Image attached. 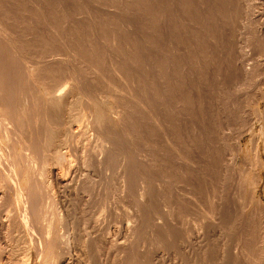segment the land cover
I'll list each match as a JSON object with an SVG mask.
<instances>
[{
  "label": "rangeland",
  "instance_id": "374dc122",
  "mask_svg": "<svg viewBox=\"0 0 264 264\" xmlns=\"http://www.w3.org/2000/svg\"><path fill=\"white\" fill-rule=\"evenodd\" d=\"M174 1L172 0V3H171V0H168L166 2H170V5L171 6L168 5L169 3H167L168 8H170V10H169L170 14L173 15L174 13H176V16L178 15L177 18H175V16H174V18H173V16H170V14H168V10H166L167 9L166 4L161 5V3H159V0H0V23H1L0 26L2 27V29L4 28L3 31L0 28V31H2V32H0V43H2V44H0L1 45L0 46L1 47L0 48V53H1V49H4V50H2L3 53H1V55H3V56L5 55L3 58L0 56L2 58V59L0 58V60H2V63H3V60L4 59H6V60H4V62H8L9 63V61H10V63H9L10 64V66H9L10 67V70H12L14 72H15L16 69L15 70H13V69L17 67V70H16L17 73L16 72L15 73L13 72V76H14V74L16 76V78H15L16 80H15L13 78V76L11 75L12 72L10 70L8 71V69H6V68H9L8 67V63H7V66H6V63L1 64V61H0L1 66H3V68H4V65H5V69H6V70H4L3 68H0L1 71H2V72H0V75H1V73H4L5 71H7L8 74L5 72L6 77H7V75L8 76L10 75V77L12 76L11 79L12 80L14 79L13 81H15L14 83H9V81H7L9 79H7V78H10V77H7V78L5 77V78H3L4 80H2V78L0 76V78L2 80V81L0 80V85L2 86L3 84L6 83L5 86L6 85H11V87H18L19 88V91H21V92H19L18 91V88H16V92H15V88L13 89V88H11L9 86L10 89L12 90V91L10 90V92H11L10 93L9 90H7L9 88L7 86L4 89H1L0 88L1 89L0 90V96L1 97H3V96L6 97L5 102H7L6 103L7 106L5 107L6 111L4 109V111H5L4 113L7 114V115H12L11 113L13 112V110H14L13 115H14V113H17V112L19 113V111L22 112L21 113L22 115H23L24 112L27 113L28 112V109H29L28 108V104L29 103H31L32 105L34 104L33 106H35V103H37L39 105L38 106L36 104L37 106L34 107V109H31V108H33V106L29 104L30 106H32V107H30V110H29L30 112L27 113V114L24 113V115H26V116L24 117V115H23V117L21 119V121L22 122L24 121V123H25V125H24L25 130L27 129L26 130L27 133H25V135H24L25 138L27 140L32 141L33 144L34 143L36 144L38 139H39V142H41V144L38 142L39 144L37 143L36 145L35 144L33 145L30 141H28V147L30 149L33 148V150H34V147L35 146L37 147L38 145H40V147L41 146L43 147V145H44V147H45L46 146L45 143L42 144L43 140H45V138H46V140L44 142H46V141L48 142V140H49V136L50 135L48 137H46L47 135H46V133H44V130H45V132L47 131L46 130L47 129V125L45 124V122L48 121V120H47V117L46 116L49 114L48 119L50 117H52V116H55V115L57 116V114L61 110V109H59V108H61L60 107V105H61L60 103H59V105L56 104V105L53 106V104H50L48 106V103L49 102L47 101L46 98H44L45 95L43 93V89L45 87H48L51 83H52L51 86L55 85V82H60L59 85H62L63 84V81L61 83V80L60 79L62 77H64L67 73L73 72V73H70V76L72 77V79L74 78L73 79L74 81L72 80L73 82H71L70 84H71V86H73L74 88H76V90L75 89L74 90L77 91L76 93H77L78 96H79V94L80 95H86V94L88 95L89 92H91V91L93 92V94H92V92L90 93V95L92 94L93 97H91L90 95H89L90 97H88V98H92L90 100L91 102L93 101L91 103L92 105L90 104V101L88 100L90 106L87 107V108H89V107L91 108L92 113L96 114L98 109H99V111L101 110V112H103L102 110L106 109L105 112L103 113V116L105 118V113H106V117L107 116L110 117L109 109L112 108V107H115V105L117 106L116 103H118V105H119V102H120V105L117 106V107H120V106H122L121 104L123 102V107H120V108H122V109L124 108L123 109L124 110L123 112H125V110H128V111H126L127 114L125 112V115L123 113V119H121L122 121L121 120L118 121V120H114V119L111 120V117L110 118L107 117L108 120H111V121H107L106 120L107 118L104 119L102 117L104 119V123L102 122L103 120H101L102 123H99V124L98 123H95L94 124V126L97 127L96 128V131L97 130L102 131L104 129L103 127L105 126V129L109 130L110 133H112V132H113V134L115 133L114 135L113 134L110 135V133L107 134V132H109V131L103 130L102 131L103 133L105 131H107L106 132V135H104L105 133L103 134L100 131H97V132H100V134L102 135L103 138H104V136L105 137L107 136L108 139H109V137L111 139V140L109 139V141H111V144L109 146L110 149L108 148L109 149V153H110L109 155L111 157L110 165H114V163L117 162V160H120L121 157H125V156L129 155L130 153H132V151H133V153H132L133 155L131 154L132 156H134V153H135V155L136 154H139V152L140 153H143L145 151V147H146V149H149L148 150L149 152L152 151L151 152L152 154H154L156 152V155L154 154L155 155L154 156L155 158H153V156H152V158L150 157V160L151 161H152V159H153V161H155V160L157 161V162H153L152 161L155 164L150 163L151 161H147L150 164L147 163L148 165L147 164L146 165L143 164L144 166L143 165L140 166L142 162H140L137 159V157L134 156L133 158L136 159L135 160V163L138 164V161H139V164H140V165L138 164V166H137V164H135L136 165V168L135 169H133L134 166H135V165L133 166L134 159H132V157L130 155H129V158H127V160H125L126 158L125 159L124 158H121V159H124L126 161V163L124 162L125 163L124 164L125 167L123 169L124 170V175H126V177L129 176V174H131V172H133L134 170H135L134 172H136V170H138V173L137 174L140 173V175H142L143 172H144V174L147 172L149 174V176H148V174L146 173V175L148 176V179L151 178L150 180L152 181V182L150 181L151 184H152V187H150L151 190L149 192H152L154 196L152 195V193H150L153 196V197H151V195H150L149 198H152L151 200L150 199L149 200H146L147 199L146 198L145 199L146 200L145 202L143 201L142 203H140L142 205H140V204L137 203V205H139V206H137L138 207V212L140 211L139 212L140 214L139 213H137V214L139 215V217H142L141 219H143L146 216V214H147L145 212L146 211V207L149 206V205H147V201H148V204L149 203L152 204V207H154L156 210H159V213H161V211L163 210L162 208H163V204L164 203H170L172 206L170 205L171 207L169 209H167L169 211L168 212V219H170L168 221V223L169 222H172V225L174 227H176V230H175V228L173 230H175V232L177 231V233H178V231L179 232H181V231L182 232H185V234H186V232H189V235L192 233L191 234L192 235L191 236L192 237L191 239H190V237H186L185 236L186 238L184 237V238H182V240H180V239H179V241L177 240L174 243V245L169 246V247L167 246L166 249H164V250H159L158 252H159L160 257H161V261H159V263L160 264H213L214 263L213 262V252H214L213 251V248L214 247L212 245L213 244V241H212V239H213L212 238L213 237V231H211L212 230V224H211L210 220H208V218L206 217V214L208 212H210V209H211V207H210L211 206L210 199L212 197V192L214 191V189L216 188V185H217L216 184L217 183V181H216L217 178L214 179L213 177L218 176L214 172L215 171L214 167L217 169L218 166H214V165H215V162L217 160L220 162L219 159L221 157H219L220 156L219 154H222L221 152L224 151V150L223 151L222 150L220 151L219 148L221 147V145H223L221 147V149H225V152H226V150L228 151V153H231V154H233L235 152V151H231L230 150V145L227 144L230 140L233 141V138L230 137L229 138L230 140L227 141V138L223 136L224 138H226L225 139L226 141H224V140L222 141V139H224V138H222V136H220L221 134H220V130H219V127H218L219 124H221V123L222 124H226V122L228 121V117H229L230 119L231 118L233 119V120L231 119V125H230L229 128H232V125H233L234 129L237 127L236 128L237 131L239 129H240V131H243L245 129H247V130L250 129L251 126H253V128H252V134L254 135L253 136L254 137L253 139H249L250 138L249 135H245L244 138H243V140H242V145L244 146V149H243L244 151L239 152V153L236 152L238 157L235 155V153L233 154L234 156H236L235 157L236 160H235V163H233L231 166H233L234 170L236 169L235 172L238 171V169H239V171L235 173L236 175L234 174V170L232 172V168H231V170H230V168L228 169L231 172L230 171L229 172L224 171V174H226L225 176L223 174V170H220L221 171V174L223 176L221 174H219V176L221 175L222 176V179L225 178V177L227 178V176L229 177L230 174L231 175L233 174L235 176V178H236V176L238 177V178L235 179L233 177V175H232L233 179H235V180L238 179L239 180L238 181V184H237V181L235 183L234 180H231L232 179L231 177H229V179H227V180H230L229 182L227 181V183H226V179L225 180L223 179L222 182L223 181L225 182L224 187H227V186L229 187V184L228 183H230V187L233 186V187H235L234 189H237L239 183H240L239 186L242 185L241 184L242 182L244 184V180H242V182H240V181L242 179V175L247 173V171H248L247 169L250 168L251 170H249L248 172L251 173V171L254 169V168L252 169V167H255V165H256L257 167L260 168L261 165L264 163V145H263L264 143L262 142V141H264V127H262V126H264V121H263V118H264L263 114L264 113L262 114V112H264L263 111V107H264V0H197L196 3H193L191 0H188V1H190V2H188L189 4L192 3V4H190L191 6L192 5L194 6V4H195L194 7L193 6L191 7V8H193V11L196 8V10H195L196 11L195 12L196 14L192 13L193 11H191V17L193 19L196 18V17H194V15L195 16L198 15L201 18L203 17V15H205L209 19V15H206V14L207 13L208 14H211L213 12V16L211 14V16H212L213 19L211 18V16H210L211 20L210 19L208 20L205 17V19H203V20H206V22L205 21L202 22L201 18L197 16L198 18H200V21L197 18L198 19L197 20V23H196V20H194V22H192L191 17H190L191 21H189V18L188 19H187V17L185 18V16H186V15H184L185 13H187L188 16L190 15L188 13L190 12L189 9H191V8L190 7L189 8H186L189 4L186 5V7H184V6H182L181 3H180L181 6H180V4L177 5L179 3V2L177 3V0H176V3L177 4L174 5L175 4ZM154 2L158 6V7L156 6L158 9L160 8L159 5L161 6V8L164 7V6H166L165 7L166 8L165 9L166 12H165L164 15H167L168 14L167 17L161 16V15H160L161 16L160 17V16H158L159 14L157 15L158 21H156V23H157L158 26L156 25L157 26L156 27V31H153V30H155V29H153V27H154V24H153L154 23L153 22L154 18H151L152 17L151 16L152 15L151 8L154 9V7H155V6H153ZM157 3H159V5ZM162 3H163V1H162ZM196 4H197V7H196ZM177 6L178 7L179 6L181 7V9L183 10V13L180 12L181 13L180 14L179 11L177 12V10L182 11L180 9V7L178 8ZM210 6L213 7L214 9H215V6H216L218 10L216 9V11H214V9L213 8L211 9ZM175 7H177V10H176ZM197 8L199 10H197ZM204 8H205V10H204ZM163 9H160V10H162L163 13H164V10ZM173 9H175L176 11L175 12H173V11L171 12V10H173ZM206 9L207 10H210L211 9L209 11L211 13H209V12H206L205 13V11H207ZM197 11H198V13H197ZM223 12L224 13H227L228 16H224L225 14ZM163 13L160 12V14H162V15H163ZM179 16H181V17H179ZM225 17H228V20H227V18L225 19ZM244 17H245L246 20H244ZM166 18H167L166 23H164ZM168 19L169 20L171 19V22ZM226 20H227V22H225ZM231 20H232L231 23L233 24L234 21H235V23H234L235 25L234 26L237 25L236 27H238L241 30L239 32H240V35L243 37L242 40L245 41V38L246 37H244V36H247V39H246V42L245 43L248 44V45H245L244 44V41L241 40L242 37L239 35L238 32H237L238 34L236 32H234L238 28L236 29V27L234 28V26H230L231 25L230 24V21ZM242 20H244V21H242ZM198 21L200 22V24H202V26L205 23H207V22L210 21L209 22V25L207 27L203 26L204 27L203 28L204 31H207V33H208V30L210 28H212L211 26H213V29L214 28H216V29L220 28V30H221L223 28L224 31H225V33L228 34L227 37H229V35L231 36V33L232 34L235 33L236 35H235V37L232 35L233 38H232V36L229 37L231 40L228 39L226 37V35H225V37H222V42H224V40H225V42H224L225 44L224 43L222 44V42H220L218 40L221 39V37H220L219 34H222V32H223V34H225L224 31H223V29H222V32L218 29V31L221 32V33L219 32V34H218L219 35L218 36L219 39H218V37H216L218 32L216 33L215 30L211 29V32H209V33H212V34H213V32H214V34L216 33L215 36H214V34L211 35L212 38L215 37L214 40H212V38L210 37V34L209 33L206 34V32H204L202 30V26L199 24ZM228 21H229V23H228ZM167 22L170 23V26L171 27H172V22H173V27L174 28L173 27L172 28H168L170 26H168ZM242 22L243 23L245 22L246 25L243 24ZM174 23L178 24L177 29H178V27H179V29L177 30V32L179 31L178 32L179 34L175 31L176 30V27H175L176 25ZM224 23L225 24H228V25H225ZM164 24H165V26H164ZM166 24H167V28H166ZM242 24H243V26H245V28H243V26L241 27ZM151 25H152V27H151ZM222 25L225 26V28L222 27ZM228 26L233 27V28H230ZM182 27L184 28V30H183ZM208 27H210V28L208 29ZM180 28H182L181 31H180ZM193 28H195V29H193ZM205 28L208 29V30H206ZM226 28H229V31ZM7 29H8V32H6L7 33L6 34L4 31H6ZM172 29H175V30H172ZM231 29L234 30V31L232 30L234 33L233 32H230ZM196 31L199 32L197 35L195 34ZM242 32H245L246 35L242 34ZM152 33L155 35V38H158V42L155 41L156 43H158V44L155 43V49H156V46L157 45H158L157 48H159V49H156L155 50V49H153L154 47H152L154 45L153 43H154V39H155V38H151V37H154V35ZM203 33H205L206 35H209L210 38L208 36L204 35ZM223 34H222V36H224ZM180 35H181V38H180ZM195 35H196V38L194 37ZM198 35H201V36H199L197 38ZM237 35L240 37V38H238V41L239 42L237 41V37H238ZM203 36L204 37L206 36V38L210 39L211 41L210 40L208 42L206 41L207 43L205 44L204 43L205 41H202V39H204ZM201 37H202V39H200ZM206 38L204 40H208ZM223 38H225V39H223ZM226 38L228 40H226ZM2 40L5 41L4 44L8 40L7 41L8 44L3 45ZM229 40H230V42L228 43ZM240 40L243 43H241ZM9 41L11 43L13 41L12 45H15L16 50H15L14 46H12V47L10 46L11 43ZM14 41H15V44H14ZM198 41L199 42L201 41L203 43H199L198 44ZM212 41H215V44L218 42L219 45L221 44L220 46H222V45L225 46L227 43H228L227 45H229L231 43V41L234 44L233 45L232 44L229 45L230 46V49H228L229 46H228V48H226L227 46H225V49H227L226 51L224 49V51L226 52L225 53V52H223V48H224L223 46H222V49H221V47H219V45H217L218 43L216 45H214L213 44L214 42L212 43ZM21 42H25L23 44L26 45V46H24L22 44H21L22 47L21 46H18ZM26 42L29 43V44H31V43H33V44H31V46H30L29 44H26ZM150 42H151V45L153 44L152 46L150 45ZM237 42H238L239 45H237ZM240 43L242 44V47L240 46ZM204 44L207 45V47L208 46L209 47L212 46L211 48L213 50H215V52L218 51V49H217L218 47L221 49V50L219 49V51H218L219 53L216 52V55H218V59H220V58L225 59V57H223V56H225L224 53L227 54V56H228V55H231L230 53L234 51V54H232V55L233 56L235 55L236 57L238 55H240L241 53H243V59L245 58V60H246L247 57H248V59L252 60L251 63L248 62V60H246V61L244 60L245 62H247V64L250 63L249 64V67L252 66V68H253V64L252 63H254V62L257 63V64H259L258 66H254V67H256V68H254L256 70H253V73L255 74L254 75L255 77L253 76L252 78H249L247 80L245 79V81H242L241 83H239V88H238V83L237 82H239L240 80H244V79L241 78V77H239L237 75L238 74L237 71H236V73H234L235 72L234 71L235 70L234 68H236V67H233V65H232L233 68L229 67L230 65L228 66V68L229 69H232L231 71L236 76L233 75V73H232L231 74L233 76L232 77V76H230V74L227 73L229 75V77H227V75H226V72H227L226 69H228V68L226 67V69H225V67H222L223 65H220L219 63H217L218 61L221 62L222 59L217 61V56H215V52L212 51L211 48H209V47L208 48L207 47H204L205 49L206 48L208 49V50L206 49L207 51L205 53V51H204L205 49L203 48L204 49L203 50L202 48L199 47V45L200 46L202 45L201 47L205 46ZM243 44L245 46H248V48L245 47V46H243ZM7 45H9V46H7ZM27 45L30 46V47H32L34 51L32 50V48H30L31 50L30 49L27 50L29 48ZM3 46H5L6 48L7 47L8 48L10 47V50H12V52H16V53L17 52H20V54L17 53L19 56L16 53H14L15 54V57H14V54L12 55L13 57H10L11 56V53H10L11 51H9L8 48L6 50V48L5 47L3 48ZM197 46H198V48L202 49L205 54H208V55H203L204 53L200 49L198 50ZM234 46L236 47V50H234L235 49ZM239 46L241 47V50H238V49H240ZM19 47H21V48H19ZM23 47L24 48L26 47L25 48L26 50H24ZM36 47L37 48L38 47L43 48V50L44 49L48 50V51H46V53L48 55L46 53H43L42 52L43 51L42 49H40V48L37 49ZM214 47H215V49H214ZM231 47H234V49L233 48L231 49ZM34 48H36L37 51L38 50H40V51L39 52H36V49H34ZM47 48H49V49H47ZM53 48L56 50V52H57V50H58L59 53L64 52L63 54H67V52L69 51L68 54L71 55V56H73V57L68 58V57H70L69 55L68 56L67 55L64 56L63 54H60V55H63L61 57L59 55V53L54 52L55 50L51 52V50ZM244 48H246V49H244ZM242 49H243V51H242ZM20 50H22V51H20ZM70 50H73L74 52L73 51H70ZM196 50H198L199 52L201 51L200 52L201 54L198 55V56H196L197 54H199V53H197L198 51H196ZM230 50H232V51H230ZM246 50H247V52H246ZM4 51L5 52L8 51V54H7V52L5 53ZM23 51H24V53H21ZM31 51H33L32 52L33 53V55H32L33 58H31L32 57L31 56ZM155 51L156 52L159 51V52H157L158 53V55H157L158 58L155 57L156 59H154V56H156V52ZM208 51H209V53H207ZM220 51H222V53H220ZM40 52H42V53H40ZM53 52H54V54H53L54 55V58L51 59L49 57V54H51ZM75 52H76V54L79 55V58H77L78 56L75 55ZM115 52H117L116 55H115ZM151 52H153V55L154 56L151 54ZM210 52H214L213 53L214 55L211 54ZM238 52H239V54H238ZM25 53L28 54L29 57ZM244 53H245V56H244ZM23 54H25L26 56H24ZM45 54H46V56H44ZM57 54H58V56H57ZM209 54L211 56L213 55L215 57V58L213 57L214 60H213V58L211 56L208 57ZM221 54H223V55L220 56ZM80 55H81V57H80ZM202 55L206 57L205 59L208 60V62L206 60H204V58H200ZM232 55H231V57L236 60V58L233 57ZM40 56L41 57L43 56V59H41ZM149 56H152L153 58L150 57V59L151 58L152 59L151 60H148L149 59ZM240 56L242 57V54ZM240 56H239V58H240ZM5 57H9V58L7 59ZM16 57H18V59ZM37 57H39L40 59L37 58ZM44 57L46 58V60H45ZM47 57H48V60L49 61L47 60ZM60 57H61V61H59L60 60ZM82 57H83L84 60L82 59ZM197 57H199L200 59H203V60H201V63L204 61L206 63H209V65L208 64L205 65L204 63L200 64L199 60H197ZM10 58H12V59L9 60ZM30 58L32 60H30ZM34 58L39 59L41 62L39 60H37V59H34ZM57 58H58V60H56ZM66 58H68L69 61H67L68 59H66ZM73 58H77V59L74 60ZM13 59L15 61L16 60H19L20 62H21L22 59L23 60L28 59V61L29 60L30 61L28 62L26 60V62H27L26 64L27 65L25 64V67H24L23 63H20L19 61H17V62L14 61L13 62ZM62 59H64L67 62H65L64 60L62 61ZM158 59H160L162 61V64L161 63H158V62H160V61H158ZM7 60H9V61H7ZM79 60H80V62L82 60L84 61V66L86 64V66H85L86 68L85 69L87 70V72L89 74L92 73V72H94L93 69H94V67L97 64L98 70H97L96 67H95L96 68L95 70H97L99 72V74L102 75L103 77L102 76H100V77L97 76L98 75L97 72H96V75L95 76H93L94 75L93 73H92L93 75H91V76L87 72L85 73L86 70L83 68L84 66H82L83 65V61H82V64H81V63H79ZM154 60H156L158 62H156ZM209 60L210 61H213V62H209ZM11 61L13 63H11ZM31 61H33V62H31ZM46 61L48 62V65H47V63H45ZM51 61H55V62L54 63L53 62L50 63ZM73 61H74V63H73ZM75 61H77V62H75ZM148 61H150L149 63H151L152 61H153V63H158L157 65L159 67H157V65L156 64H153V63H151V65H149L148 64ZM215 61H217V62H215ZM30 62L31 63H35V65L34 64H31ZM197 62H199V65H198ZM14 63L15 64L18 63V64H16L17 65L16 67H15ZM75 63H76V65L79 64L80 71L78 69V66L75 65ZM93 63H95V64H93ZM255 63H254V65H255ZM11 64H12L13 67L11 66ZM20 64H22L23 66H18ZM37 64L38 65L40 64V65L43 66V67L41 66L42 68L39 69V70H41L40 71L41 78H37L36 77V76L40 77L39 74L38 75H35L36 73L35 74L33 73L32 75L35 76V77H33L30 74L31 71L32 72L33 71L36 72L38 70V68L40 66L37 67L38 66ZM89 64L90 65L92 64V65L89 66ZM196 64L198 65V68H197ZM210 64L212 66H210ZM215 64H217L216 65L217 67H218V64H219L221 66V68L222 69L224 68L225 70L224 69L221 70L220 67H219V69H216L217 72L214 71L215 70V68H214V65ZM28 65H32V66H28ZM154 65H156V66H154ZM200 65H203L204 67H206V70L207 71L204 70L205 69L204 67H203V69H201L202 67L199 68ZM35 66L37 67V69L35 68ZM88 66H89L90 69L92 67V70L93 71L90 70L89 68H87ZM114 66H115L116 72H117V69H118V72L120 73V74H116V72L114 71V75L115 76L117 75L119 77L122 76V78H118L116 76L118 78V79H116V77L113 76V74H112L113 72L112 71L114 69ZM149 66H151V70H152V67H153L154 71H155V68H156V70H161V71H158V72H161V73H157V74H158L159 78L161 77V74L163 75L162 77L165 78V79L164 78L163 79L162 78H160V79L158 78L157 79L156 77H158V76L155 75L156 73L154 74L155 75V78L157 80H159L158 81V84H160L156 88L153 86L154 83H155L154 81L156 79L152 76V78H154L155 80L154 79H153L154 81L151 80L150 77H151V75H153V73L150 74V72H153V70L150 71ZM207 66H209L210 68L212 67L214 69L212 71H214L215 74H213L211 70H210V72L212 73V75L214 76V78H215V76L217 77L215 81H211L213 77H212V75H211L210 72H209L210 74L208 73L209 75L206 73V72L209 71L208 69H210ZM23 68H26V69H23ZM34 68L36 70H34ZM158 68H160V69H158ZM195 68L196 69H199V70L196 71ZM21 69H23V71H24V72L22 71L23 74L21 72ZM229 69H228V71H230ZM25 70H26V72H27V70H29L30 73H28V72L26 73ZM81 70H84L85 77L83 75L84 74L83 71H81ZM200 70H202V72L203 71H206L204 73H206L207 75H205V74H203L204 76L201 75L202 73L200 72ZM218 70H220V74L221 73L223 74L226 71L223 74V77H222V74L220 75L218 73L219 72ZM18 71H19V73L21 72L20 75L22 74L21 75L22 77L19 76ZM221 71H223V72H221ZM155 72H157V71H155ZM199 72L201 74H199ZM148 73H149V75H148ZM16 74H18V76ZM25 74L28 75V78H27V76L25 77ZM29 74H30V76H29ZM43 74L45 76H43ZM87 74L89 75V77H91L90 79L88 78V75ZM196 74L199 75L198 76L199 80H198ZM218 74L221 76V79H223L225 81V83H224V81H223V83L222 82H219L220 79L218 77L219 76ZM2 75H3V77L5 76L4 74H2ZM47 75L50 77L48 79L51 81V83H50L49 80L46 79L48 77ZM68 75L69 74H67V76L64 77V78L65 79L68 78ZM73 75H74V77H73ZM135 75H137V76H135ZM142 75H144L145 78L147 76H150L148 78H149L150 81H153V82L150 83V81L147 80V78H146V80L150 83V86L151 87L149 86V84L147 85L145 83L146 80L143 78ZM23 76H24V79H23ZM75 76H76V80H75ZM138 76L139 77L141 76L140 78L141 79L143 78L142 82L144 80H145V82L142 83L138 79L139 78ZM205 76H207V78ZM224 76H226V77H224ZM234 76L236 77L237 80L234 78ZM44 77H46L45 78V81L47 80V82L44 81ZM98 77L100 79H98ZM124 77L127 78V79L125 78V82H127V84L126 83L123 84V82H124L123 80L121 81V83H122L123 86H125L124 88H127L128 90L127 89H124L123 90L122 85L121 84H118V83H120V80L121 79H124ZM201 77L202 78L204 77L206 80L208 79V77H212L211 80H210V78L207 80V82H209V80L211 81V83H208L209 85L207 84L208 85L207 88L210 89V91H208V89L205 90L206 87H204V83H205V86H206V83L207 82H204V80L201 79ZM237 77H239L240 79H238ZM17 78H20V79H17ZM31 78H32V80H31ZM55 78L56 79L60 78V79H58V81H57ZM64 78H62V80H64ZM92 78H94L95 80H93ZM128 78H130V80H131L130 81V84L132 86V89L135 90V91L133 90V92H131L133 94V96H134V92L137 93L136 95H138V93L140 94V96H138V98H137L139 100V97H140V100L138 101L136 99V97H137L136 96V97H132L131 98L132 99V102L134 103V102H137L138 101L137 102L138 104H144V105H142V108H143L142 109V108H140L141 105L138 108L137 103H134V104H136V106L138 108V111H139L138 113H135V112H137L136 111L137 109L135 110L134 108L129 107V104H132L131 103V99H128L129 102H130L129 103L128 101L127 102L124 101V99H125L124 97H122V99H121V101L123 100L122 102L119 100L120 98H118L116 100L117 97H115V96L114 97L111 96V98H109L111 94L108 93V91L110 92V89H108L109 88L108 86L111 85L110 84V83H112L111 81H113L115 83H116V81H119L117 83L119 85V87L118 86L117 87L119 89H121L120 86L122 87V90H123L122 93L124 91L125 92L126 91H131V90H129L128 87H126V85L129 84L128 83V81H129ZM131 78L132 79L133 78L134 79L137 78V80L133 81ZM229 78H230V80H229ZM11 79H10V81H11ZM28 79H30V80H28ZM35 79L37 81L39 79V83H37ZM52 79H53V81H52ZM96 79H98V80H96ZM200 79L202 81H200ZM217 79H219V80H217ZM231 79H233V84L235 86L237 85L236 86L237 87L236 89H235V87H233L234 85L231 84L232 83ZM234 79H235V81H234ZM19 80H23L22 81L23 82L22 85H25L24 82H26V85H28V83H29L31 87L30 86L29 87L28 86H22V85L13 86V84H17V82ZM33 80H35V81H33ZM42 80L44 82H42ZM109 80H111V81H109ZM163 80H164V84H165V81H166L167 84L164 85L163 84ZM4 81H5V83H4ZM30 81H33L31 83H32V85H34L33 86L34 88L32 87ZM104 81H106L105 82L106 85L104 84ZM136 81H138V84H137ZM198 81H200V83L202 85L199 86V82ZM220 81H222V80H220ZM227 81L230 82L229 84H231L228 87H230V88L233 87L230 90V92H229V90H227V89H230V88H228L226 86V85H228V82ZM22 82L19 81L18 84H21ZM35 82H36V84H33ZM41 82H42V84H41ZM107 82H109L110 85L109 84L107 85ZM134 82H136V83H134ZM215 82H217V84ZM43 83H45V84H43ZM47 83H50V84L48 85ZM38 84L39 85L41 84V87ZM72 84H75L76 87L74 85H72ZM101 84H102V86L104 84L108 88H105L104 86L102 87ZM130 84H129V87H130ZM211 84H212V86H211ZM214 84H215V88H217L218 86H220L219 87L220 89L219 88L214 89L213 88V85ZM221 84H226V85L225 86L222 85L223 86L222 87ZM240 84H242V85H240ZM42 85H43V87H42ZM96 85L101 86L99 90H97V88H99V86L96 87ZM113 85H114V83H112V86ZM161 85H162V87L165 86V88L166 87L169 88V90L167 88L166 89L164 88L165 90H168L169 91V92L168 91H165V92H167L169 94V96L166 93L164 97H161L163 95V93H165L164 92V89L162 87H161L162 89L160 88ZM144 86H147V87H144ZM152 86H153V89H154L153 92H152V89H147V90H149V92L147 90H146V92L150 93V90H151L152 95H153L152 97H154V98H152L153 101H155L154 99H156V98L158 100H160V101L163 99L162 101H164L165 100L164 98L167 97L168 98V99L166 98V101L167 102L164 101L163 103H165V104H163L162 107H164V106L166 107L167 106L168 109L167 108H162L163 110L160 111L159 109H161L162 102H160L158 100L157 101H158L159 104L156 101L155 102L159 105V107H157L158 105L155 104V102H153L155 106L151 105L149 103L150 100L147 103L148 105L145 104L146 101H148V98H149L146 95H149V94L147 93L145 95V94H143V91L146 88H152ZM202 86L204 88L203 89V92H205V93L208 92V93H206V96H205L204 95L205 93H201L202 91L201 92L199 91L201 94H203V95H200V96L203 97L204 100L201 99V98H199L200 97L198 95L199 92L197 91V89H199V88H200L199 90H201L202 89ZM209 86H211L213 88V90L211 88H209ZM3 87H4V85H3ZM143 87H144V89H142ZM36 88L39 89V90L37 92H34V90H36ZM77 88L79 89V91L77 90ZM95 88H96V90H93ZM103 88H105V89H103ZM157 88H159V90ZM221 88H223V90L226 89L225 91L227 92V94L229 93V95L231 94V96H228L225 91H224L225 92L224 93L223 90H221ZM31 89H32V91H31ZM130 89H131V87H130ZM3 90H4V92H7L8 91V93H10L11 96H14L15 97V100L17 102H19V104H17L16 101L14 103V100H12L13 97L11 98V96H10V98H11V101H10L9 96H8L9 94L3 93V94H6V95H1V93H2ZM28 90H29V92H28ZM140 90L141 91L143 90L142 91V94L140 93L141 92ZM211 90H212V92H211ZM17 91L19 92L20 95H16V94H18ZM24 91H26L28 94L29 93L30 94L32 93L31 95L30 94L29 95L30 96H33V98H31L26 92H25V94H27V96H29V97L25 96V94H23ZM137 91H140V92H137ZM159 91H160V93L162 92L161 93L162 95H160ZM81 92H83V93L81 94ZM84 92L86 94H84ZM102 92H103V94H102ZM146 92L144 91V93H146ZM154 92L159 93V95H160L161 98L158 97L159 95L157 96V94H154ZM12 93L14 95H12ZM37 93H39V95ZM42 93H43V95H41ZM222 93L226 94V96L228 98L229 97L231 98L233 96L232 97L233 100L231 99V102H233V104L230 102L232 105H230V106L229 105L224 106V104L226 105V103L227 104L229 103V101H230L229 99L230 98L229 99H226L227 97L226 96L223 97L222 95H224V94H222ZM95 94L96 95L101 94L100 97H102V98H99V96L97 97ZM104 94L106 96L105 98H104V96H102ZM107 94H109V96H107ZM94 95H95L96 98L94 97ZM142 95H143V97H142ZM144 95L146 96V99H145L146 101L145 100H142L145 97ZM19 96H21L22 99ZM34 96H37V98H35ZM38 96H39V98H42V99L41 100H36V99H38ZM42 96H44V97H42ZM1 97H0V103L4 100V98L2 100ZM26 97H27V99H26ZM112 97H113V101H111L112 100ZM7 98H8V100H7ZM34 98H35L36 102L34 100L31 101ZM107 98L110 99V100H108ZM134 98H135V101H134ZM183 98H185V100L187 102H185L184 100H182ZM186 98H188V100ZM19 99H20V101H19ZM101 99L107 100L106 103L105 102H104L105 104L104 103H101V102L105 101V100H102L101 101ZM197 99H200V100H197ZM225 99H226V101H228V100L229 101L226 102V103H224V100ZM25 100H26V102H24ZM27 100H28V102H27ZM29 100H30V102H29ZM96 100L97 101L100 100V101L97 102ZM125 100H127V99H125ZM201 100H203L205 103H208L210 106L212 105L214 107V108L212 106L210 107V106H208V104L205 105L206 109H208V107H209V108H212V110H213V111H211V110L209 111V109H208V112H207L208 115L204 111L205 108H203L205 103L204 102L202 103ZM206 100H208V102ZM38 101H40L41 104H43L42 105L43 107H44V103L43 102L46 101L45 102V106L47 105L46 107H49V109H51V110L54 109V110H52V112H51V110H49L48 108H46V107L43 108L40 105V102H38ZM21 102L22 103L24 102L23 105H22ZM94 102L98 103L97 105L101 106L102 108L100 107L101 108L100 109L99 106L97 107L96 106V103L94 104ZM107 102H109V103L107 104ZM200 102L203 104V106H201V107H199L201 105ZM2 103L4 104V101ZM10 103H14V105L17 106L18 108L15 107L13 104L10 105ZM20 103H21V105H20ZM85 103H83L84 106L82 105V107H81V106L78 105V107H77V109H80L81 108L83 110L80 109L81 111L80 110H77L75 112L80 117L78 115H76L78 117H76V116L74 117L75 123H74V126H73V131L74 132L72 131L73 132L72 138L75 136V138H73L74 140H76V141L78 140L79 143H80V141H82L83 143L82 142L81 143L84 144V145H86V148L88 147V148L91 149V147H93V146L96 145V142L97 141H95V139H93V138L91 139V141H90V139L88 140V137H89L88 134L90 132L87 129V120L83 116L85 114V113L83 114V111L85 112L84 107L86 105H88V103H86V104ZM110 103H113V104H110ZM114 103H115V105H114ZM125 103L128 104L127 108L129 107V109L125 108V105H126ZM25 104H27V107H26ZM103 104H104V106L105 105H109V106H107V107L105 106V108H104V106H102ZM134 104H132L131 106L134 107ZM197 104H198V106H197ZM215 104H217V105H215ZM93 105H94V107H92ZM145 105H146V108H147L146 110L147 111L150 110V108L152 106H153L152 108L155 111L158 110L157 113H156L151 108V110L156 113V116H155L156 118L158 117L157 114L159 112L160 113L163 112L165 114V115L163 114L164 117L161 114L162 115V117H161V115L159 113V117L160 118L158 117V119L156 121L158 123L161 122L162 124L165 122L163 124L165 126V128L162 127V124L161 123H159V124L158 123H154L155 124V126H154V124L152 123V121H151V124H153V125H150V120H151L150 118L152 116L154 117V112H150L151 110L148 111V112L151 113V117L149 118L150 114L144 109ZM9 106L10 107L13 106V108L15 107L16 109L14 108L13 110H11L12 107L10 108ZM23 106L26 107L27 110H26V108L24 110ZM51 106H52V108H51ZM55 106H57V107H55ZM231 106L232 107L233 106L237 107V108H235L236 110H238V108L240 107L241 108V110H240L241 112H239V110L236 111V112L233 111L234 107L232 108ZM19 107H21V108H19ZM38 107H39V110L37 109ZM53 107H55V108H53ZM155 107H157L159 109H157V108L155 109ZM196 107H198L199 109L200 108H203L204 109L203 111H201V113L204 116L201 117L202 114L201 115L198 114L200 111L199 112L196 111ZM227 107L228 108L229 107L232 108V110H231V108H229L230 110H228V109H226V110H228V112L231 111V112H229V115H231L230 113H233L234 112L232 114L233 117H234V114H235V117L234 118L233 117H230V116L227 117L228 112L224 110V108H227ZM35 108H36V110H38V112L36 111L37 113L36 112H33V111H35ZM42 108H43V110H42ZM56 108H58V109L55 110ZM94 108H96V112H95V109ZM18 109H20V110L18 111ZM93 109H94V112H93ZM164 109H167L168 111L166 110V112H164L165 111ZM199 109H197V110H199ZM214 109L217 112H215ZM7 110H10V111H8V112H10V114L7 112ZM31 110H33V111H31ZM40 110H41V112H40L41 114L39 113ZM44 110H46V111H44ZM47 110L50 113H53V114L50 115V113ZM131 110H132V112H131ZM133 110H134V112H133ZM242 110H244L243 111V114H242ZM57 111H58V113H57ZM222 111L227 112V114H225ZM43 112H47V114L45 115L46 119L43 117L44 114H45ZM54 112L57 113V114H54ZM80 112H82V114ZM129 112H131V113H129ZM144 112L145 113L147 112V114H144ZM214 112H215V115H214ZM98 113L101 114L100 112H98ZM132 113L133 114L135 113L134 116H133ZM209 113L210 114L212 113L213 115L211 114L212 115L211 116V115H209ZM237 113H238V115H237ZM240 113H241V115H240ZM36 114L37 115L40 114L39 115V119H38V117H36ZM137 114H140L141 117L139 115H138L139 116L138 117ZM223 114H225V116L227 117V119H226L227 121H224L225 119H223V118H225V116ZM167 115L170 118L169 119L170 122L167 121L168 120ZM196 115H198L199 118ZM205 115L208 116L207 117L208 119L205 117ZM28 116L29 117L30 116L31 117L33 116L32 119H31V122H30V119L28 118ZM142 116H143V118H142ZM147 116H148V118L150 120L147 118ZM209 116L212 117V118L210 119ZM239 116H241V117H239ZM126 117H128L129 119L131 117H135V118H131L130 119V121L132 119H134V120H132V122L133 121L134 122L133 123L129 122L131 124L127 123L128 122L127 119H124ZM155 117H154V120H156ZM200 117H201L202 120L200 119ZM25 118H26V120H23ZM35 118H36V120H38L39 123L37 121H34ZM197 118H198V120H197ZM203 118L207 119L206 122H205V119L203 121ZM249 118H250L251 121H249ZM258 118H261V119H258ZM159 119H160V121H159ZM162 119H163V121H162ZM165 119H167V120H165ZM39 120L42 121L41 122V124L43 123L42 125L40 124V121ZM124 120H126V121H124ZM148 120H149V123H148ZM200 120L203 121V123L204 122L206 123V124L204 123L205 126L204 125H201L203 127V129H201V130H200L201 127L198 126V123H197V121L200 122ZM211 120H213V123H214V124L212 123L213 125L211 124V122H212ZM25 121L27 122V124H26ZM166 121H167V123H166ZM222 121L225 122V123H223ZM28 122H30V125L28 124ZM36 122L38 123V125L36 124ZM124 122H125V124H124ZM248 122H249V124H248ZM24 123H22V125ZM203 123L200 122L199 125L200 124H203ZM207 123H208L209 126L207 125ZM228 123L230 124V122H228ZM250 123H254V124H250ZM32 124L33 125L34 124L37 125L38 128L37 127L35 128V129H38L37 130V133L35 132V129H34V127L36 125L32 126L33 129L32 128L30 129V127H31ZM39 124H40V126H39ZM44 124L46 125V127H45ZM97 124H98V126H96ZM102 124H104V125H102ZM165 124L166 125L168 124V125L166 126ZM246 124H248L250 126H248ZM19 125H21L20 122H19ZM159 125L161 126V128H158ZM210 125H212V127H211L212 130L213 129H216L215 130V132L217 131L216 134L218 133V130H219V134H220V135L218 134L220 136L219 141L221 139L220 146L216 144V143L219 144V141L217 139L219 136H217V135L216 136H213V134L215 132H213L214 130L212 131L213 133L211 132ZM216 125H217L218 130L216 128ZM26 126H28V127L26 128ZM206 126H208L207 127L208 130H210V133L209 134L210 135L212 134L211 138H213V139H211L210 136H209V134L207 133L209 131L206 129ZM214 126H215V128H214ZM244 126H245V129H242V128H244ZM246 126H248V127L246 128ZM43 127H45V129L40 131L39 129H42ZM95 127H93V128L95 129ZM100 127H102V129ZM222 127L223 126H220V129ZM29 129L33 131V135L34 134L35 135L37 134L36 135V138L37 139H35V135L34 136L33 135H30L32 132ZM164 129H165V131H164ZM232 129H230L231 130L230 131L231 133L234 132V129H233V131H232ZM253 129H255V130H253ZM206 130H207V132H206ZM177 131H178V133H177ZM237 131L235 130V133L236 134L240 132V131H238V132ZM38 132L39 133L42 132L44 134L41 133L39 135ZM87 132H89V133H87ZM91 132L93 133V131H91ZM179 132H181V133L179 134ZM200 132H201V134L204 133V132H206L208 135L205 133L204 136H202L203 134L200 136ZM74 133H75V135H74ZM86 133H87V136L88 137H86ZM231 133H230V136L233 135ZM254 133H256V134H254ZM26 134L29 137L31 136L30 139H28L29 137ZM81 134H82V136H81ZM178 134H179V137L177 136ZM261 134H263V135H261ZM180 135L182 136V139H180V137H181ZM198 135L200 136V138H199ZM255 135H256V138H255ZM42 137H43V139H42ZM77 137H78V139H77ZM174 137H176V140H175ZM68 138H69V140H68ZM68 138H67V141L71 142L69 145L71 146L73 144L75 146L72 145L71 148H69V150H68V159L65 160V159L62 158V160H61V157H59V159H57V160H59L58 161V165L61 168V169L58 168V171H61L60 173L63 172V176L65 175L64 177H65L66 180H69V179L71 180V178H72V180L74 179V182H75V180L78 181V182L82 180L81 182H83V179L86 176V174H88L90 176L89 181L86 182V185L84 184V186H87V188H88V194L89 195L85 194V195L88 196V200L85 201L82 198L84 201H80L79 199H81V198H79L80 197L79 194L78 195H75V194H72L71 195L70 194L71 195L70 196L71 198L69 197L71 199L70 200L71 201V210H72L71 212L73 213L75 223L78 225L79 230L78 231H75V232H77V234L74 237L75 238V240H74L75 243L72 244L74 246H71L73 249L70 248V251L71 252L69 254H71V255H68L67 258L69 259L68 260L69 263H71L73 261L71 264H78L80 262H78L76 258H77L78 255H80V253H79V248L77 246L78 244L76 243V238H77V236H78V238H81L83 236V234L81 232V230H82L83 227L86 228V231L91 230V225L92 224L89 222L90 221V217L89 216H92V214L93 215L94 214L95 215H97V214L100 215V219L101 220H104L101 223V230H102V232H107V233L109 232V236L110 235L112 236V235L115 234L112 237H115L116 236V238H119V237L123 236L122 234L124 233L123 231L125 230V227H126L125 225L127 224L126 217H127V215L129 213H131V207H132L131 206V204H132V201L131 200L132 199H131V197H128V195H130L129 192L122 193L124 196L122 194L121 195L118 194V192H114L115 189L113 187L117 184V181H118V176H117V178H115V176L113 175V172L114 171L109 170L107 173H104L102 171V167H98V165H96V163H95L96 161L93 160L92 158L91 159H92V162L93 163L91 162V165H90V163L88 161V165H90V166L87 165L88 169L86 168L87 169L86 170L84 167L82 168V166H81L82 164H79V161L81 159V157L79 158V156H81V149H82V147L84 145H81V143L80 144L79 143H76L75 144V141L71 138L70 135L68 136ZM79 138H81L82 140L81 139L79 140ZM115 138H117V139H115ZM171 138L174 139V140H172V143L174 142L173 144L171 143ZM178 138L181 141L182 140L184 141V139H185L186 142L185 141L184 142H185V144L186 143L190 144L189 147L187 146V144L185 145L183 141H182L183 142L182 143ZM258 138H260V140ZM34 139H35V141H33ZM41 139H42V141H41ZM214 139H217L216 141H218V142L213 141ZM178 140H179V142L182 143V150L181 149H178V147L181 146V144L179 146V144H178L179 142H177ZM192 140H196L198 143L195 144L196 141H192ZM208 140L211 141V144H212V141H213V143L215 142L216 145L214 144L212 146H214V147L216 146L217 149H218V151H220V152L217 151L219 153L217 155L216 154L217 152L215 151L216 148L213 150L214 153L216 152L215 155L214 154L213 155L214 156L217 155L216 157H219V159L217 158L216 161L213 160L215 158L213 155L210 157V155L213 153V151H212V153H210V152H211V150L214 147L212 149H210L212 146L210 147V144H209L210 141L208 143ZM250 140L252 141V144L250 143L251 142ZM253 140H256V141L254 142ZM115 141H117V142H115ZM168 141H170V143ZM190 141L194 145L191 144V143H189ZM232 141L230 142L231 144H232ZM246 141H248V142H246ZM72 142H74V143H72ZM203 142H204V145L201 146L203 144ZM222 142H224L225 144H222ZM30 144L33 145V146L30 147L31 146ZM170 144L173 145V146H171ZM183 144H184V146H183ZM198 144H199V146H201V150H202V147H203V150L202 151H204V150L207 151V152L204 151L205 153L204 152L202 153V155L205 154L204 155V158L206 157V153H207V155L210 158L213 157V159H210L207 156V159H209V161L211 160V163L209 161L205 160L203 158V156L202 157L200 156V154H201L202 151L201 152H197V149H199L198 151H200L199 146L197 147ZM208 144H209V146H208ZM255 144L257 145V147L255 146ZM169 145H170V147H169ZM192 145L193 146H196L197 149H196V147H193ZM80 146H81V149H80ZM204 146H205V148L208 147L207 148L208 150L207 149H204ZM225 146L227 147V149H226ZM228 146H229V149H228ZM40 147L38 146L36 148V150H35L36 152L35 153L33 151L34 157L36 158V156H38V158H36V159L44 158V155L46 156V150H43L44 147L42 149ZM172 147H175L178 152H180L179 150H181L182 153L184 152V154H182V155L184 157L185 163H182L183 162V157H182V159H180L178 153L175 152L176 150L174 151L175 148H172ZM255 147L257 148V152H256L257 154L254 151V148ZM16 148L18 149L19 146H17ZM45 149H46V147H45ZM141 149H143L144 151L141 152ZM231 149L233 150L232 145H231ZM39 150L42 151L43 155H41L42 153H40ZM134 150H135V152H134ZM78 151H79V153H77ZM172 151H174L176 153L177 159H176V155L174 153H172ZM149 152H147V154H150ZM196 152H197V154L199 156L196 155ZM38 153L41 155L40 158H39V154ZM253 153L255 155H257V156H255V158H254V154ZM182 155L180 154V156H182ZM184 155H186V156H184ZM156 156H158V157H156ZM158 158H159V161H158ZM174 158L176 160H178V161L182 160V161H180V163H182V164H179V162L176 161ZM193 158H195L197 160L194 159L195 160L194 161ZM186 159L187 160L188 159H191L192 161L191 160H188V162H186ZM198 159L200 161L202 159H204L203 162L205 164L201 161L204 164L203 167L201 166V165H203L201 163H200V166H198L199 165V162H198V165H197V162L196 161H198ZM68 160H69V162H68ZM212 160L215 161L213 165H212V163H213ZM0 162H1L2 166H3L2 161H0ZM189 162H191L190 166L195 167L194 165H196V166H198V168H200V167L201 168L198 169L197 167H195V168H197L196 170H198V171H196V170H191L190 169L191 167H190L189 169H187V171H185L186 169H184V168H186V167L188 168ZM193 162H195L196 164L193 163ZM206 162L207 163H210V164H207ZM80 163H81V161H80ZM253 164H255V165H253ZM183 165H185V166H183ZM208 165H210V166H208ZM139 166L142 167V168H144L143 171H141L142 168H140ZM211 166H212V168L214 170L211 168ZM238 166H239V168H238ZM193 167H192V169H194ZM204 167H207V168L209 167L210 168V171L207 170L206 168H205L206 170H204ZM139 168H140V171H139ZM244 169H245V172L243 173ZM189 170H190V172H189ZM200 170H201V172L203 171L204 173H201ZM25 171L27 172V174H30L28 176L25 175L26 177L24 179H25L26 183H27V181L29 182L30 179L33 180L35 178V176L33 175V179H32V174H31V172L28 169H25ZM195 171L196 172H199L200 175L198 173L196 174ZM211 171H212V173L213 172L215 173V176H213V174L211 173ZM28 172H30V173H28ZM83 174L85 176H83ZM67 175H68V177L66 178ZM198 175L200 177L201 176H203V177L200 178ZM29 177H30V179H29ZM80 177L83 178V179H81ZM130 177L131 176H129L127 178L130 179ZM197 177L200 178V180ZM78 178H80V179L78 180ZM202 179H203V181H201ZM195 180H198L199 182L201 181L203 183H201V185H200V183H198V181H195ZM263 180H264V175H263ZM157 181H158L159 184L161 183L162 185L161 184L159 185L157 183ZM214 181H216V183ZM232 181H234V182H232ZM31 182L32 181H30V183ZM163 182H164V184H163ZM196 182H197L198 185L195 184ZM231 182H232V184H231ZM234 183H235V185L237 184V187L233 185ZM156 184H157V187L154 186ZM226 184H228V185H226ZM80 186H82V183H80ZM196 186L197 187L198 186H201L202 188L200 187V189H197ZM43 188L44 187L41 186L39 189H37V188H36L37 190L35 189L36 192H35V190H33V192H35L36 195H39V193L41 192V190H42V192H41L42 195H46V193L48 194V192H49V194L51 193L50 192L51 191L50 190L51 188H48V189L45 188V189H47L46 190L47 192ZM152 189H153V191H152ZM198 190H199L200 193L197 192ZM182 191H184V192L182 193ZM187 191H190L191 193L190 192H187ZM2 192L5 193V194H3L2 197H1L0 206H2V209H4L6 206L9 207V205H10V203H9L10 202V200H9L10 197L6 196V194L8 193L7 188H6V191H5V189H3ZM37 192H38V194H37ZM184 193H185V195H188V193H190L191 195L193 194L192 195L193 197L190 196V195H188L189 198L191 197V199H189L188 196H185L184 195ZM10 194L12 195V193H10ZM126 194H127V196H126ZM8 195H9V193H8ZM40 195L38 197H40ZM42 195H41V198L43 197L42 199H45V197L42 196ZM156 195L158 197H156ZM3 197H5V198H3ZM120 197H122V199ZM186 197H187V199H186ZM235 198L238 199L237 195L235 196ZM58 199H57L58 201L56 203V206L57 207L55 206V209H54V217H55V219H56V216H57V213H58V209L60 210V208H61V205H60V197ZM104 199H105V201H104ZM118 199H119V202H118ZM106 200H107V202H106ZM103 201H104V203H102ZM235 201H236V199H235ZM235 201L233 200V203H232L234 205L233 207L238 208L239 205L238 206H235V204H236ZM105 203L106 204L108 203L107 204V208H106V212H105V214L104 213H100L99 210H100L102 204L104 205ZM106 204H105V207H106ZM143 205H145V206H143ZM140 207H141V210H140ZM236 208H235L236 213H238V209H236ZM155 209H154V211H155ZM239 209H240V207H239ZM164 211H166V210H164ZM241 211H242V209H241ZM245 212H247V209L244 211V213H242L243 216L246 214ZM263 212L264 211H262L261 213L264 215ZM151 213H153V211ZM239 213L241 214V212H239ZM109 214H111V215H109ZM203 214H204V217H203ZM247 214H249V213L247 212ZM247 214H246V216L244 218L248 217ZM201 215H202V217H201ZM250 215L251 214H249V216ZM104 216H105V218H103ZM262 217H263L262 220L264 221V216H262ZM202 218H207V220L206 219H203L202 220L203 222H202L201 221ZM199 221H200V223H199ZM198 223L200 224V226H199ZM139 226H137V230H136L137 231V235H139L141 232L143 234L141 233L142 234V235H140L141 237H139L137 239L142 244L140 242H137L136 241L137 244H138V246H139V244H140V246L143 245L142 240H144L145 237H147L148 234H150L149 236H150V238L152 240L151 239H147V238H149V236H148L144 241H146V240L149 241L150 240L152 242L150 243V241H149V243L152 244L154 241H153V238H152V235H151V234H153L152 231H151V229L150 228L149 229L148 228H143V227H141V225H139ZM158 226H160V225H158ZM195 226L196 227L198 226V227H197L196 230H193L194 228H196ZM199 227H202V228L200 229ZM202 229H203V231H202ZM103 230H105V231H103ZM140 230H141V232H140ZM197 230H198V232H197ZM237 230L239 232V228ZM61 231L63 232V230H61ZM195 231H196V233H195ZM144 232L146 233V236L144 235ZM147 232H148V234H147ZM200 232H201V234H200ZM202 234H203V237L206 236L204 239H203V237H200V236H202ZM193 235H195L197 237V239H199L198 240V243H197V240L195 239V236H193ZM200 238H202V239H200ZM12 239H14V237H12L9 240H12ZM9 240H8V242H6V241L3 240L2 241V245H4V246H5V244H6V246L10 245L8 247H13V249H11V252L14 251V253H9V255H5L4 256V258H5V264H24V259H22V257H21L22 256L21 254H22V250H23V245L20 244L18 246H14V244L12 242H10ZM201 240H204V241H201ZM147 241L145 242V246L146 245L147 246L146 247H143V248H141L142 246L139 247L138 251H140V250L142 251V249H143L144 252H148L147 249H146L147 251L144 249V248H148L149 246H151L150 244L148 246ZM200 241H201V244H200ZM196 244H198L200 246H198V245L196 246ZM201 245H202V247H201ZM152 246L155 249L154 244H152ZM193 246H195V247L193 248ZM135 247H133V248L135 249ZM137 247H136V249H137ZM150 248H152V247H150ZM153 248H152V251L154 250ZM192 248L194 249L193 252H191L192 251ZM195 248H197V249H195ZM198 248H199V250H198ZM195 250L196 251L198 250V251L196 252ZM203 250H204V253L203 252L201 253V251H203ZM93 251L94 250L91 247L90 248V252L92 254H94ZM138 251H137V254H139ZM143 251H142V253H143ZM149 251L151 252V249ZM160 251H162V252H160ZM90 252H89V255H91ZM126 252H125L124 256L122 255L120 257L119 256L117 257L116 254L114 256L112 250H109L107 248H102V247L100 248L99 247V248H97V253H96L95 257H94V255H92V256L95 258V261L97 262L96 263L94 261L95 262L94 264H114V263L117 264V262L119 264L120 261H121L122 264H125L126 261L124 259H126V258H123L122 259L121 257H126V256H129L130 255V254H128V252L127 253ZM190 253H192L193 256ZM74 254H75V256H74ZM195 254H196V256H195ZM192 257H193V259L195 257L196 258L193 260V259H191ZM202 257H203V259H202ZM78 258H80V257L78 256ZM115 258L116 259L119 258L120 260L117 259L118 260L117 261ZM197 259H198V261H197ZM200 259L202 261H200ZM123 260L125 261V263H123L124 262ZM240 260L241 261H239V264H241V262L243 261V259L241 258ZM134 263H136V261ZM82 264H85V263H82Z\"/></svg>",
  "mask_w": 264,
  "mask_h": 264
},
{
  "label": "bare ground",
  "instance_id": "6f19581e",
  "mask_svg": "<svg viewBox=\"0 0 264 264\" xmlns=\"http://www.w3.org/2000/svg\"><path fill=\"white\" fill-rule=\"evenodd\" d=\"M162 1H163V3H162ZM165 0H159V3H161V5H164V4H166V6H167V9L165 8L166 6H164V7H162L161 8V6L159 5V3H157L158 5H159V9L157 8L158 6L155 4V2H154V4H153V6H155L154 7V9H152L151 8V11H152V17L151 18H154V20H153V24H154V27H153V29H155V30H153L152 28V30L153 31H156V27L158 26L157 25V23H156V21H158V17H157V15L158 16H165V17H167V15L168 14H170V12H169V10H170V8H168V5H170V2H166V1H168V0H166L165 2H164ZM174 1V0H173ZM193 3H196L197 2V0L195 1H193V0H191ZM175 2V4L174 5H176L178 2V4L177 5H179L180 3L182 4V6H184V7H186V5H188L189 3L188 2H190V1H188V0H177V3H176V0L174 1ZM167 3H169L168 5H167ZM171 3H172V0H171ZM181 4H180V6H181ZM190 4H192V3H190ZM189 4V5H190ZM187 6L186 8H191L192 6L190 5V6ZM152 6V5H151ZM157 6V7H156ZM171 6V5H170ZM179 6V7H180ZM194 6H195V4H194ZM193 6V7H194ZM178 7V6H177ZM177 7H175L176 8V10H177ZM178 7V8H179ZM196 7H197V4H196ZM207 7V6H206ZM205 7V8H206ZM209 7V6H208ZM164 8V9H163ZM205 8H204V10H205ZM210 8L212 9L213 7H211L210 6ZM160 9H163L164 10V13H163V11L162 10H160ZM168 10V14L167 15H164L165 14V12H166V10ZM180 9H181V7H180ZM192 9V10H191ZM191 9H189V13L188 14H190L189 16L187 15V13H185L184 15H186L185 16V18L187 17V19L189 18V21H191V19H192V22H194V20H196V23H197V20L199 19V21H200V16H198V17H200V18H198L197 16H195L194 15V17H196L195 19H193L192 17H191V11H193V8H191ZM209 9V8H208ZM210 9V10H211ZM214 9V8H213ZM216 9H217V7L215 6V9H214V11H216ZM175 9H173V10H171V12L173 11V12H175L176 11ZM182 10V9H181ZM196 10V8L194 9V11L192 12V13H194V14H196L195 11ZM197 10H199L198 8H197ZM207 10V9H206ZM210 10H207V11H205V13L206 12H209ZM218 10V9H217ZM179 11V13L181 12V13H183V10L182 11H180V10H177V12ZM213 11V10H212ZM160 12L161 13H163V15L162 14H160ZM186 12V11H185ZM178 13V14H179ZM180 13V14H181ZM197 13H198V11H197ZM204 13V12H203ZM204 13V14H205ZM209 13H211V12H209ZM224 13V12H223ZM212 14V16H213V12L211 13ZM211 14H206V15H209V19L211 20V18H212V16H211ZM225 15L224 16H228L227 15V13H224ZM183 15V14H182ZM193 15V14H192ZM200 15V14H199ZM160 16V17H161ZM170 16H173V18H174V16H175V18H177L178 17V15L176 16V13H174L173 15H171L170 14ZM210 16H211V18H210ZM179 17H181V16H179ZM184 17V16H183ZM190 17H191V19H190ZM205 15H203V17L201 18V20H202V22L203 21H205L206 22V20H203V19H205ZM170 18V17H169ZM198 18V19H197ZM207 18V17H206ZM227 18V20H228V17H225V19ZM182 19V18H181ZM180 19V20H181ZM208 19V18H207ZM208 19V20H209ZM213 19V18H212ZM166 20H167V18L165 19V22L164 23H166ZM169 20V19H168ZM179 20V19H178ZM207 20V21H208ZM227 20L225 21V22H227ZM244 20H246L245 19V17H244ZM244 20H242V21H244ZM170 22H171V19L169 20ZM198 21V22H199ZM175 22V21H174ZM201 22V23H202ZM204 22V23H205ZM210 22V21H209ZM209 22H207V23H205L203 26H205V27H207L208 25H209ZM232 22V20L230 21V26H234L235 24V21H234V23L232 24L231 23ZM228 23H229V21H228ZM243 23V22H242ZM1 24V23H0ZM167 24H168V26H170V23L169 22H167ZM167 24H166V28H167ZM176 26V30L175 29H172V30H175L176 32H177V30L179 29V27H178V29H177V26H178V24H176V23H174ZM199 24H200V22H199ZM225 24V23H224ZM239 24V23H238ZM241 24V23H240ZM243 24H245V22L243 23ZM243 24L241 25V27L243 26ZM157 25V26H156ZM201 26H202V24H200ZM225 25H228V24H225ZM246 25V24H245ZM164 26H165V24H164ZM202 26V30L204 31V27ZM211 26V25H210ZM230 26H228V27H230ZM237 26V25H236ZM236 26H234V28L236 27ZM151 27H152V25H151ZM172 27H173V22H172ZM171 26L170 27H168V28H172ZM181 27V26H180ZM212 28H210V27H208V29L210 30H208V29H206V30H208V33L209 32H211V29H213V26H211ZM222 27H224L225 28V26H223L222 25ZM221 27V28H222ZM227 27V26H226ZM240 27V28H241ZM0 28L2 29V27L0 26ZM174 28V27H173ZM183 28V27H182ZM182 28H180V31H181V29ZM230 28H233V27H230ZM238 27H236V29H237ZM243 28H245V26H243ZM193 29H195V28H193ZM219 30H220V28H218ZM218 29H216V28H214L213 30H215L216 31V33H217V36L216 37H218L219 35H220V37H221V39H219V37H218V41H220V42H222V37H225V35H226V37H227V35L228 34H226L225 33V31H224V29H223V31H224V33L225 34H223V32H222V29L220 30L221 32H222V34L224 35V36H222V34H219V32L220 31H218ZM226 29H228V31H229V28H226ZM4 30V28L2 29V31ZM183 30H184V28H183ZM201 30V31H202ZM233 29H231L230 30V32H233L232 31ZM238 30V31H237ZM237 30H235L234 32H238L239 33V35H240V32L239 31H241L239 28L237 29ZM2 31H0V32H2ZM152 31V32H153ZM245 31V30H244ZM5 33L6 32H8V29L6 30V31H4ZM179 32V31H178ZM177 32V33H178ZM204 32H206V34H208L207 33V31H204ZM220 32V33H221ZM227 32V31H226ZM229 32V33H230ZM233 32V33H234ZM246 32V31H245ZM245 32H242V34H244V35H246L245 34ZM199 32H197L196 31V35L198 34ZM216 33L214 34V32H213V34H214V36L216 35ZM237 33V34H238ZM3 34V33H2ZM1 34V35H2ZM7 34V33H6ZM153 34V33H152ZM179 34V33H178ZM204 35H206L205 33H203ZM210 34V37L212 38V36L211 35H213L212 33H209ZM219 34V35H218ZM154 35V34H153ZM196 35L194 36L195 38H196ZM202 35V34H201ZM201 35H198L197 36V38L199 37V36H201ZM234 36L235 37V33L234 34H232L231 33V36ZM243 35V36H244ZM3 36V35H2ZM206 36H208L209 37V35H206ZM206 36L204 37L203 36V38L205 39L206 38ZM230 35H229V37H231ZM233 36H232V38H233ZM238 36V35H237ZM241 36V35H240ZM179 37V36H178ZM209 37V38H210ZM229 37H227L228 39H230ZM242 37V36H241ZM244 37H246L245 38V41L244 40H242L243 39V37L241 38V40L242 41H244V44L245 45H248V44H246L245 42H246V39H247V36H244ZM151 38H155V35H154V37H151ZM180 38H181V35H180ZM179 38V39H180ZM214 38L215 37H213L212 38V40H214ZM226 38V40H228ZM238 38H240L239 36L237 37V41H238ZM156 39V40H155ZM154 39V45L152 46L151 45V42H150V45L152 46V47H154L153 49H155V41H157L158 42V38H155ZM200 39H202V37L200 38ZM204 39H202V41H205L204 43L206 44L210 39H208V38H206V39H208V40H204ZM217 39V38H216ZM223 39H225V38H223ZM152 40V39H151ZM199 40V39H198ZM231 40V39H230ZM230 40L228 41V43L230 42ZM240 40V41H241ZM8 41V40H7ZM7 41H6V43L5 44H8L7 43ZM153 41V40H152ZM207 41V42H206ZM211 41V40H210ZM241 41V43H243ZM2 42H3V45H5L4 44V42L5 41H3L2 40ZM10 42V41H9ZM19 42V41H18ZM214 42V43H213ZM217 42V41H216ZM224 42H225V40H224ZM224 42H222V44L224 43ZM227 42V41H226ZM239 42V41H238ZM238 42H237V45H239L238 44ZM11 43V42H10ZM12 43H13V41H12ZM12 43L10 44V46L12 47V46H14V48H15V45H12ZM17 43V42H16ZM23 43H25V42H21L18 46H21L22 47V45H24ZM199 43H203V42H199L198 41V44ZM212 43L214 44V45H216L215 44V41H212ZM227 43V44H228ZM240 43V46L242 47V44ZM0 44H2V43H0ZM14 44H15V41H14ZM22 44V45H21ZM26 44H29V43H27L26 42ZM31 44H33V43H31ZM31 44H29L30 46H31ZM156 44H158V43H156ZM204 44V45H205ZM225 44V43H224ZM225 45V46H227L226 48H228V46L230 45V44H234V43H232V41H231V43L229 44V45ZM243 44V46H245ZM203 45V44H202ZM201 45V46H202ZM217 45H219V43L217 44ZM221 45V44H220ZM219 45V47H221V49H222V46H220ZM1 46V45H0ZM7 46H9V45H7ZM17 46V47H18ZM24 46H26V45H24ZM28 46V45H27ZM30 46H28L29 48L27 49V50H29L30 48H32V47H30ZM34 46V45H33ZM158 46V45H157ZM157 46H156V49H159V48H157ZM200 45H199V47L200 48H204V47H207V45H205V46H203V47H201ZM225 46H223L224 48H223V52H225L227 49H225ZM239 46V48L240 49H238V50H241V47ZM5 46H3V48H4ZM21 47H19V48H21ZM209 47V46H208ZM207 47V48H208ZM212 47V46H211ZM211 47H209V48H211ZM217 47V46H216ZM217 48L218 49V51H219V49L220 48ZM235 47V46H234ZM234 47H231V49L233 48L234 49ZM245 47H247L248 48V46H245ZM1 48V47H0ZM6 48V47H5ZM8 48V47H7ZM7 48H6V50H7ZM24 48V47H23ZM26 48V47H25ZM24 48V50H26ZM37 48V47H36ZM36 48H34V49H36ZM40 47H38L37 49H39ZM197 48H198V46H197ZM200 48H198V50L200 49ZM206 48V49H207ZM238 48V47H237ZM37 49H36V52H39L40 50H38L37 51ZM40 49H42L43 50V48H40ZM47 49H49V48H47ZM51 49V48H50ZM152 49V48H151ZM152 49V50H153ZM155 49V50H156ZM200 49L202 52H203V50L205 49ZM204 50L205 51V53H206V51L208 50ZM214 49H215V47H214ZM220 49V50H221ZM224 49H225V51H224ZM228 49H230V46H229V48ZM244 49H246V48H244ZM2 50H4V49H1V53H3L2 52ZM8 50L9 51H11L10 53H11V56L10 57H13L12 55L14 54V53H16V52H12V50H10V47L8 48ZM15 50H16V48H15ZM18 50V49H17ZM31 50V49H30ZM32 50H33V48H32ZM55 49L53 48L52 50H51V52L52 51H54ZM151 50V51H152ZM198 50H196V51H198ZM211 50L212 51H214L215 52V50H213L212 48H211ZM234 50H236V47H235V49ZM237 50V51H238ZM20 51H22V50H20ZM34 51V50H33ZM33 51H31V56L33 55ZM46 51H48V50H46V49H44L42 52L43 53H46ZM50 51V50H49ZM70 51H73V50H70ZM200 51V52H201ZM210 51V50H209ZM209 51L207 52V53H209ZM218 51H216L217 53H219ZM230 51H232V50H230ZM229 51V52H230ZM242 51H243V49H242ZM5 52V51H4ZM7 52V54H8V51H6ZM5 52V53H6ZM26 52V51H25ZM29 52V51H28ZM42 52H40V53H42ZM54 52H56V50L54 51ZM54 52L53 53H51V54H49V57L51 58V59H53L54 58ZM69 52V51H68ZM68 52H67V54H63L64 52H62V53H59L58 52V50H57V52L56 53H59V55L60 54H63L64 56H68L69 54H68ZM74 52V51H73ZM154 52V51H153ZM153 52H151V54L153 55ZM156 52V51H155ZM157 52H159V51H157ZM156 52V56H154V59H156L155 57H157V55H158V53ZM199 51L197 52V53H199V54H197L196 56H198V55H200L201 53H200ZM214 52H210L211 54H213ZM216 52H215V56H217V61L218 60H221L222 59V61L221 62H217V61H215V62H217V63H219L220 65H223L222 67H225V69H226V67L228 68V66L229 67H231V68H233V67H236V68H234L233 70L235 71L234 73H236V71H237V75L239 76V77H241V78H243L244 80H240L239 82H237L238 83V88H239V83H241L242 81H245V79L247 80V79H249V78H252L255 74L253 73V70H256V69H254V68H256V67H254V66H258L259 64H257V63H255V65H254V63H252L253 64V68H252V66H250L249 67V64L252 62V60H250V59H248V57H247V59L246 60H248V62H250L249 64H247V62H245L246 60H245V58L243 59V53H241L242 54V57L240 56V55H238L237 57L234 55H232V54H234V51L233 52H231L230 54L233 56V57H235L236 58V60L234 59V58H232L231 57V55H228L227 56V54H225L224 53V55L225 56H223V57H225V59H223V58H220V59H218V55H216ZM240 52V51H239ZM239 52H238V54H239ZM246 52H247V50H246ZM1 53H0V56L3 58L4 56L3 55H1ZM17 53H19L20 54V52H17ZM16 53V54H17ZM21 53H24V51L23 52H21ZM72 53V52H71ZM70 53V54H71ZM116 53L117 52H115V55H116ZM204 53V52H203ZM203 54V55H208V54ZM220 53H222V51H220ZM228 53V52H227ZM6 54V55H7ZM26 54V53H25ZM23 54L24 56H26V55H28V54ZM35 54V53H34ZM47 54V53H46ZM46 54L44 55V56H46ZM73 54V53H72ZM83 54V53H82ZM85 54V53H84ZM155 54V53H154ZM229 54V53H228ZM236 54V53H235ZM247 54V53H246ZM18 55V54H17ZM36 55V54H35ZM34 55V56H35ZM41 55V54H40ZM48 55V54H47ZM63 55H60L61 57L63 56ZM75 55H77L78 57L77 58H79V55L78 54H76V52H75ZM199 56L200 58H204V60H206L205 58V56ZM214 55V54H213ZM211 56L210 54H209V56L208 57H214V56ZM223 54H221L220 56H222ZM237 55V54H236ZM19 56V55H18ZM21 56V55H20ZM23 56V57H24ZM30 56V57H31ZM39 56V55H38ZM56 56V55H55ZM57 56H58V54H57ZM70 57H68V58H71V57H73V56H71V55H69ZM195 56V57H196ZM239 56H240V58H239ZM244 56H245V53H244ZM0 57V58H1ZM14 57H15V54H14ZM28 57H29V55H28ZM61 57H60V60L59 61H61ZM75 57V56H74ZM80 57H81V55H80ZM150 57H152V56H149V59L148 60H151L150 59ZM199 57H197V60H199V62H200V64H202V63H204L205 65L206 64H208L209 65V63H206V62H202L201 63V60H203V59H200ZM207 57V58H208ZM230 57V58H229ZM1 58V59H2ZM5 58H9V57H5ZM17 59H18V57H16ZM25 58V57H24ZM31 58H33V56L31 57ZM30 58V60H32ZM37 58H39V57H37ZM37 58H34V59H37ZM40 58L41 59H43V56L41 57L40 56ZM39 58V59H40ZM45 58V57H44ZM65 58V57H64ZM68 58H66V59H68ZM77 58H73L74 60H76ZM158 58V57H157ZM199 58V59H198ZM215 58V57H214ZM214 58H213V60H214ZM12 58H10L9 60H11ZM20 59V58H19ZM39 59H37V60H39ZM82 59H83V57H82ZM210 59V58H209ZM4 60H6V59H4ZM4 60H3V63H6V66H7V63L8 62H4ZM9 60H7V61H9ZM27 61H28V59H26ZM26 60H21V62L19 61V60H14L13 59V62L15 61V62H17V61H19L20 63H23V65H24V67H25V64L27 63L26 62ZM29 60V61H30ZM45 60H46V58H45ZM47 60H48V57H47ZM56 60H58V58L56 59ZM64 59H62V61H63ZM81 60V59H80ZM80 60H79V63H81L82 64V61L84 60H82L81 62H80ZM245 60V61H244ZM250 60V61H249ZM1 61V64H3L2 63V60H0ZM28 61V62H29ZM35 61V60H34ZM40 61V60H39ZM49 61V60H48ZM58 61V62H59ZM65 61V60H64ZM67 61H69V59L67 60ZM67 61H65V62H67ZM154 61H156V60H154ZM158 61H160V62H158ZM158 61H156V62H158V63H161L162 64V61L160 60V59H158ZM207 62H208V60H206ZM255 61V60H254ZM12 61H11V63H13ZM18 62V63H19ZM31 62H33V61H31ZM30 62V63H31ZM41 62V61H40ZM39 62V63H40ZM44 62V61H43ZM54 63L55 61H51L50 63ZM57 62V61H56ZM75 62H77V61H75ZM150 61H148V64L149 65H151V63H153V61L151 62V63H149ZM199 62H197L198 63V65H199ZM209 62H213V61H210L209 60ZM214 62V63H215ZM9 63H10V61H9ZM8 63V67L10 66V64ZM18 63H16V64H18ZM45 63H47V65H48V62L46 61ZM73 63H74V61H73ZM158 63H153V64H158ZM213 63V64H214ZM1 64H0V68H3V66H1ZM15 63H14V65H15V67L17 66ZM29 64V63H28ZM31 64H34L35 65V63H31ZM93 64H95V63H93ZM160 64V65H161ZM218 64V67L216 66L217 64H215L214 65V68H215V70L212 68H210L209 66H207V67H209L210 69H208L209 71L208 72H206L207 70H206V67H204L203 65H200L199 66V68H201V69H203V67L205 68L204 70H206V71H203L202 72V70H200V72L202 73H200L199 72V74H201V75H203V74H205V75H207L209 72H210V70L212 71V70H214V71H216V69H219V67H220V69L221 70H223L222 68H221V66ZM257 64V65H256ZM22 64H20V65H18V66H23ZM27 65V64H26ZM38 65V64H37ZM75 65H76V63H75ZM92 65V64H91ZM90 64H89V66H91ZM156 65H154V66H156ZM198 65L196 64V66H197V68H198ZM232 65H233V67H232ZM11 66H12V64H11ZM28 66H32V65H28ZM40 66V67H39ZM42 65H38L37 67H39L38 68V70L36 71V72H32L31 71V73L29 72V70H27V72L28 73H30L31 75L34 73H36L35 75H38L39 74V76L40 77H38V76H36L37 78H41V73H40V71L41 70H39L40 68H42L41 67ZM76 66H78V69L80 68V66H79V64H77ZM82 66H84V61H83V65ZM85 66H86V64H85ZM83 67L84 69L86 68V67ZM89 66L87 67V68H89ZM126 66V65H125ZM162 66V65H161ZM210 66H212L211 64H210ZM13 67V66H12ZM34 67V66H33ZM37 67L35 66V68L37 69ZM94 67V66H93ZM96 68H97V64H96V66H95ZM94 67V72H92V73H88L87 72V70L85 71V73L87 72L90 76L91 75H93V76H95L96 75V72L98 73V75L97 76H102V75H100L99 74V72L97 71L98 70V68H97V70H95L96 68ZM157 67H159L158 65H157ZM248 67V68H247ZM28 68V67H27ZM30 68V67H29ZM32 68V67H31ZM34 68V70H36ZM149 68H150V71H152L153 70V72H150V74H152L153 73V75H151V77L150 76H147L146 78H147V80H149V78L148 77H150L151 78V80H153L154 78H155V75H157L158 76V74L157 73H161V72H158V71H161V70H156V68H155V71H157V72H155L154 71V69H153V67H152V70H151V66H149ZM162 68V67H161ZM4 70H6V69H8V71L10 70V67L9 68H6L5 69V65H4V68H3ZM2 69V70H3ZM12 69V68H11ZM17 70V67L16 68H14L13 70ZM20 69V68H19ZM23 69H26V68H23ZM23 69H21V72L23 71ZM82 69V68H81ZM90 69V68H89ZM158 69H160V68H158ZM224 69V70H225ZM229 69V68H228ZM228 69H226V75H227V77H229V75L228 74H230V76H232L231 74L233 73L231 70L232 69H229L230 71H228ZM16 70H15V72H16ZM47 70V69H46ZM90 70H92V67H91V69ZM92 70V71H93ZM195 70L197 71V70H199V69H196L195 68ZM11 72H12V76H13V72L14 71H12V70H10ZM39 71V72H38ZM79 71H80V69H79ZM78 71V72H79ZM81 71H83V73H84V70H81ZM112 71V70H111ZM114 71L116 72V69H115V66H114V69H113V76H115L114 75ZM214 71H212V73L213 74H215V72ZM219 72V74H220V70H218ZM0 72H2L1 71V69H0ZM6 73H7V71H5ZM5 72L4 73H1V78H2V80H4L3 78H5L6 77V75H5ZM14 72V73H15ZM20 72V73H21ZM24 72V71H23ZM23 72H22V74H23ZM25 72H26V70H25ZM26 72V73H27ZM38 72V73H37ZM91 72V71H90ZM101 72V71H100ZM117 72H118V69H117ZM116 72V74H120L119 72L117 73ZM204 72H206V73H204ZM217 72V71H216ZM221 72H223V71H221ZM224 72V73H225ZM230 72V73H229ZM17 73V72H16ZM18 73H19V71H18ZM20 73H19V76L20 77H22L21 75H20ZM70 73H73V72H69V73H67V74H69L68 75V78H64V77H66L67 76V74L64 76V77H62V78H64V80H62V78L60 79V78H58V79H60L61 80V83H62V81H63V84L62 85H59V83L60 82H55L56 80L58 81V79H56L54 82H55V85H53V86H51L52 85V83H51V81L48 79V78H50L48 75V77L46 78V77H44V81H45V78L47 79V80H49L50 81V83H47L49 86L48 87H45L44 89H43V93H44V95H45V97L44 96H42V97H44V98H46L47 99V101L49 102L48 103V106L50 105V104H53V106L54 105H59V103L61 104L60 105V107L61 108H59V109H61L60 111H59V113H58V111H57V113H55L54 112V114H57V116L55 115V116H52V117H50L49 119H48V117H49V114L46 116L47 117V120L48 121H46L45 119H46V117H45V115L47 114V112H43V113H45L44 114V120L46 121L45 122V124L47 125V131L45 132V127H46V125H45V127H43L42 129H39L40 131L41 130H44V133H46V137H48L49 135V140H48V142L46 141V142H44L45 140H46V138H45V140H43V142H42V144L43 143H45V147H46V149H45V147H44V145H43V147H44V149L43 150H46V156L44 155V158H40V156L41 155H43V153H42V151L41 150H39L40 151V153H42L41 155L39 154V158L40 159H36V158H38V156H36V158L34 157V153L36 152L35 150H36V148L39 146L40 147V145H38L37 147L35 146L34 147V150H33V148H29L28 147V141H30V140H27L26 138H25V133H27V129L25 130V128H24V125H25V123H24V121L22 122L21 121V119H22V117H23V115H24V113L25 114H27V113H29L30 111V107H32L33 105L31 104V103H29L30 105H32V106H30L28 103V112L26 113V112H24L23 113V115L21 114L22 112H20L19 110L20 109H18V111H19V113L17 112V113H14V115H13V112H14V108L15 107H17V106H15L14 105V103H15V97L14 96H11L10 95V87H11V85H6L5 86V81H4V83L5 84H3L4 85V87H3V85L1 86L0 85V88L1 89H4V88H6L7 86L9 87L7 90H9V92L10 93H8V91L7 92H4V90L2 91V93H1V95H6V94H3V93H7V94H9L8 96H9V99H10V101H11V98H12V100H14V103H10V105H14L15 107L13 108V106H11L12 107V109L11 110H13V112L11 113L12 115H7V114H5L4 112L6 111V109H5V107L7 106V102H5V99H6V97H1L2 98V100H3V98H4V104L2 103H0V161H2V163H3V166H2V164H1V162H0V200H1V197H2V195L3 194H5V193H3L2 192V190L3 189H5V191H6V188H7V191H8V193H9V195H8V193L6 194V196H8V197H10V205H9V207H5L4 209H2V206H0L1 208H0V264H5V258H4V256L5 255H9V253H14V251H12L11 252V249H13V247H8V246H10V245H8V246H6V244H5V246L4 245H2V241L4 240V241H6V242H8V240L9 239H11L12 237H14V239H12V240H9L10 242H12L13 244H14V246H18V245H20V244H22L23 245V250H22V259H24V264H71V263H69V259L67 258L68 257V255H71V254H69L71 251H70V248L71 249H73L71 246H74V245H72L73 243H75L74 242V240H75V235L77 234V232H75V231H78L79 230V228H78V225L75 223V220H74V216H73V213L71 212L72 210H71V195L72 194H75V195H80V197L79 198H83L85 201H87L88 200V196L87 195H89L88 194V188H87V186H84V184L86 185V182H88L89 181V179H90V176L88 175V174H86V176L83 174V176H85L84 177V179L83 178H81V179H83V182H81V181H79L80 183H82V186H80V183L78 182V181H76L75 180V182H74V179L72 180V178H71V180L69 179V180H66L65 179V175L63 176V172L62 173H60L61 171H58V168L59 169H61L60 168V166L58 165V161L59 160H57V159H59V157H61V160H62V158L63 159H68V150H69V148H71V146L73 145H69L71 142H69V141H67V138H68V136L70 135L71 136V138H72V135H73V126H74V123H75V119H74V117L76 116V115H78V114H76L75 112L77 111V110H80V109H77V107H78V105L79 106H81L82 107V105L84 106V104L83 103H88V105H86L85 107H84V110H85V112L83 111V116L86 118V120H87V129L89 130V132H87V133H89L88 135H89V137L87 136V133H86V137H88V140L90 139V141H91V139L93 138V139H95V141H97L96 142V145L95 146H93V147H91V149L90 148H86V145H84V144H82L83 142L82 141H80V143H81V145H84L83 147H82V149H81V146H80V149H81V156H79V158L81 157V159H80V161H81V163H80V161H79V164H82L81 166H82V168L84 167L85 169L87 168L88 169V167H87V165H88V161H89V163H90V165H91V162H92V159L93 160H95L94 162L96 163V165H98V167H102V171L104 172V173H107L109 170H112V171H114L113 172V175L115 176V178H117V176H118V181H117V184L113 187L115 190H114V192H118V194H122V193H127V192H129L130 193V195H128V197H131V201H132V204H131V213H129L128 215H127V217H126V221H127V224L125 225L126 227H125V230L123 231L124 233L122 234L123 236H121V237H119V238H116V236L115 237H112V236H114V235H110L109 236V232L107 233V232H102V230H101V223H102V221H104V220H101L100 219V215H93L92 214V216H89L90 217V223L92 224L91 225V230H89V231H86V228H82V230H81V232H82V234H83V236L81 237V238H78V236H77V238H76V243L78 244L77 246H78V248H79V253H80V255H78L80 258H78V256H77V261L78 262H80L81 264L82 263H85V264H94L96 261H95V255H96V253H97V248H107V249H109V250H112L113 251V254H114V256H115V254L117 255V257L119 256H124V254H125V252L127 251L128 252V254H130L129 256H126V257H121L122 259L123 258H126V259H124L125 261H126V263H125V261L123 262V263H125V264H160L159 263V261H161V257H160V254H159V250H164V249H166V247L168 246H172V245H174V243L178 240L179 241V239L180 240H182V238H184L185 236L186 237H190V239L192 238L191 236V234L189 235V232H186V234H185V232H179L178 231V233H177V231L175 232V230H176V227H174L173 225H172V222H169L168 223V221L170 220V219H168V210L167 209H169L172 205L170 204V203H164L163 204V210L161 211V213H159V210H156L154 207H152V204H148V201H147V205H149V206H147L146 207V216L143 218V219H141L142 217H139V215L137 214V213H139L138 212V207L137 206H139V205H137V203L138 204H140V203H142L143 201L145 202L146 200H151L152 198H149L150 197V193H152V192H149L151 189H150V187H152V184H151V178H149L148 179V176H149V174H148V176L146 175V173L144 174V172L142 173V175H140V173L139 174H137L138 173V170H136V172H131V174H129V176H131L130 177V179L129 178H127V177H129V176H127L126 177V175H124V164L126 163V161L125 160H127V158H129V155L132 157V159H134L133 157L134 156H136L137 157V159L140 161V162H142L141 163V165L139 164V161H138V164L140 165V166H142L143 164L144 165H146L148 162L147 161H151L150 160V157L152 158V156H153V158H155L154 156L156 155V152L154 153V154H152L151 152H149L148 150L149 149H146V147H145V151L143 150V149H141V152H143V153H140L139 152V154H136L135 155V153H134V156H132L133 154V151H132V153H130L129 155H127V156H125V157H121V158H126L125 160L124 159H121L120 158V160H117V162H115L114 163V165H110V162H111V157H110V153H109V149H110V144H111V141H109V139H110V137H109V139H108V137L106 136H104V138L102 137V135L100 134V132L101 133H103L102 131L103 130H107V129H105V126L103 127L102 125H104V124H102L101 126L104 128L102 131H100V130H97V131H100V132H97L96 131V128L97 127H95L94 126V124L95 123H104V119H106L107 117H106V113H105V118H104V116H103V113L105 112V110L106 109H104L105 108V106L107 107V106H109V105H105L104 106V104L106 103V101L107 100H105V99H101V101L102 100H105V101H103V102H101V103H104L102 106H104V110H102L103 112H101V110L99 111V109L97 108L99 105H97L98 103H96V102H94V104L96 103V108L98 109L97 110V113L96 114H94V113H92V110H91V108L89 107V108H87L88 106H90L89 105V102H88V100L90 101L92 98H88V97H93V92H92V94L90 95V93L91 92H89V94L87 95L85 92H84V94H86V95H80L79 94V96L77 95V91H75L76 90V88H74L73 86H71V82H73L74 80V78L72 79V77L70 76ZM85 73L83 74L84 75V77H85ZM156 73V74H155ZM211 73V72H210ZM209 73V74H210ZM212 73H211V75H212ZM223 73V74H224ZM228 73V74H227ZM233 73V75H235ZM2 74H4L5 76L3 77V75ZM8 74V73H7ZM10 74V73H9ZM30 74H29V76H30ZM87 74V75H88ZM132 74V73H131ZM155 74V75H154ZM208 74V75H209ZM218 74V75H219ZM222 74V73H221ZM220 74V75H221ZM223 74H222V77H223ZM17 76H18V74H16ZM86 75V76H87ZM89 75H88V78L90 79L91 77H89ZM148 75H149V73H148ZM160 75V74H159ZM197 75V74H196ZM217 75V74H216ZM218 76L219 77V79L220 80H222V81H220L219 79H217V80H219V82H222L223 83V79H221V76ZM11 76V77H12ZM14 76H15V74H14ZM13 76V78L15 79L16 78V76L14 77ZM27 76V78H28V75L27 74H25V77ZM33 76V75H32ZM43 76H45L44 74H43ZM42 76V77H43ZM92 76V77H93ZM117 76V75H116ZM115 76V77H116ZM121 76V75H120ZM132 76V75H131ZM134 76V75H133ZM135 76H137V75H135ZM143 76V78L146 80V78L144 77V75H142ZM152 76L154 77V78H152ZM163 75L161 74V77L160 78H164V77H162ZM198 76L199 75H197V78H198ZM204 76V75H203ZM236 76V75H235ZM234 76V78L236 79V77ZM7 77H10V75L8 76L7 75ZM6 77V78H7ZM11 77L10 78H7V79H9V80H7V81H9V83H14L15 81H13L12 79H11ZM33 77H35V76H33ZM73 77H74V75H73ZM98 77V79H100ZM103 77V76H102ZM118 78H122V76L121 77H119V76H117ZM116 77V79H118ZM129 77V76H128ZM139 77V76H138ZM141 77V76H140ZM138 78L141 82H142V80H143V78L141 79V78ZM206 78H207V76H205ZM213 77V78H212ZM212 77H208V79L210 78V80H211V78H212V80L211 81H215L216 80V76H215V78H214V76L212 75ZM224 77H226V76H224ZM233 77V76H232ZM239 77H237L238 79H240ZM255 77V76H254ZM1 78H0V80H1ZM95 78V77H94ZM94 78H92L93 80H95ZM97 78V77H96ZM125 78L126 77H124V79H121L120 80V83H118L119 81H116V83L115 82H113V81H111V80H109V81H111L112 83H114V85L112 86V83H110L109 84V82H107V85L109 84L110 86H108V87H106L105 85V82L106 81H104V84H103V86L105 87V88H108V89H110V92L108 91V93H110L111 95H110V97L109 98H111V96H115V97H117L116 98V100L118 99V98H120L119 100L121 101V99H122V97H124L125 99H127V100H125L124 98V101H128L129 102V100L128 99H131L132 97H136V99L138 98V96H140V94L138 93V95H136L137 93L136 92H134V96H133V94L131 93V92H133V90L134 89H132V86H131V84H130V78H128L129 79V81H128V83L130 84V87H131V89H130V87H129V84L128 85H126V87H128L129 88V90H131V91H124L123 93H122V91L124 90V89H127V88H124L125 86H123L122 85V83H121V81L123 80L124 82H123V84L124 83H126L127 84V82H125ZM157 79L159 78V76L158 77H156ZM155 78V79H156ZM159 78V79H160ZM10 79H11V81H10ZM17 79H20V78H17ZM23 79H24V76H23ZM98 79H96V80H98ZM102 79V78H101ZM127 79V78H126ZM132 79V78H131ZM154 79V80H155ZM156 79V80H157ZM165 79V78H164ZM201 79H203L204 80V82H207V80L203 77H201ZM200 79V81H202ZM235 79H234V81H235ZM1 80V81H2ZM16 80V79H15ZM26 80V79H25ZM28 80H30V79H28ZM31 80H32V78H31ZM36 80V79H35ZM35 80H33V81H35ZM47 80L45 81V82H47ZM73 80V81H72ZM75 80H76V76H75ZM133 81H135V80H137V78H133L132 79ZM145 80L143 81V82H145ZM146 80V84L148 85L149 84V86H150V83H152L153 81H150V83L148 82ZM154 81L155 83H154V87L156 88V87H158L160 84H158V81L159 80H157V81ZM198 80H199V78H198ZM209 80V82H207L206 83V86H205V83H204V87H206V89L205 90H207L208 88V83H211V81ZM229 80H230V78H229ZM237 80V79H236ZM13 81V82H12ZM19 81H23V80H19ZM19 81L17 82V84L19 83ZM33 81H30V83L31 82H33ZM41 81V80H40ZM43 80H42V82H44ZM52 81H53V79H52ZM108 81V80H107ZM200 81H198L199 82V86L200 85H202L201 83H200ZM231 81H232V83L231 84H233V79H231ZM29 82V81H28ZM36 82L37 83H39V79H38V81L36 80ZM36 82L35 83H33V84H36ZM42 82H41V84H42ZM53 82V83H54ZM137 82V84H138V81H136ZM136 82H134V83H136ZM142 82V83H143ZM161 82V81H160ZM159 82V83H160ZM228 82V81H227ZM3 83V82H2ZM1 83V84H2ZM77 83V82H76ZM121 84L122 85V87H123V90H122V87L120 86V88L121 89H119L118 87H119V85L118 84ZM133 83V84H134ZM144 83V84H145ZM162 83V82H161ZM214 83V82H213ZM212 83V84H213ZM216 84H217V82H215ZM224 83H225V81H224ZM230 82H228V85H226V84H221V86L222 85H226L227 87L229 86V85H231V84H229ZM235 83V82H234ZM8 84V83H7ZM13 84V86H19V85H22L23 84V82L21 83V84ZM24 84L25 85H22V86H30V84L28 83V85H26V82H24ZM41 84L39 85L40 87H41ZM43 84H45V83H43ZM68 84V85H67ZM116 84V85H115ZM132 84V85H133ZM145 84V85H146ZM158 84V85H157ZM163 84H164V80H163ZM162 84V85H163ZM165 84H167L166 83V81H165ZM164 84V85H165ZM208 84V85H207ZM212 84H211V86H212ZM31 85H32V83H31ZM72 85H74L75 87H76V85L75 84H72ZM157 85V86H156ZM162 85L160 86V88L162 87ZM198 85V84H197ZM219 85V84H218ZM217 85V86H218ZM234 85V84H233ZM240 85H242V84H240ZM34 85H32V87H33ZM45 86V85H44ZM97 86H99V85H96V87ZM101 86H102V84H101ZM101 86H99V88H97V90H99L100 89V87ZM102 86V87H103ZM118 86V87H117ZM153 86H152V88H146V89H144V87H147V86H144L142 89H144V91L146 92V90L147 89H152V92H153ZM167 86V85H166ZM211 86H209V88H211L212 90H213V88L214 89H217V88H219L220 86H216L217 88H215V84L213 85V88L211 87ZM237 86V85H236ZM235 85L233 86V87H235V89L237 88ZM3 87V88H2ZM31 87V86H30ZM38 87V86H37ZM42 87H43V85H42ZM111 87V88H110ZM151 87V86H150ZM223 87V86H222ZM232 87V86H231ZM232 87V88H233ZM11 88H15V92H16V88H18V87H11ZM25 88V87H24ZM34 88V87H33ZM79 88V87H78ZM77 88V90L79 91V89ZM105 88H103V89H105ZM163 89L165 88V86L164 87H162ZM161 88V89H162ZM168 90H169V88L168 87H166ZM165 88V89H166ZM199 88V87H198ZM226 88V87H225ZM228 88H230V87H228ZM232 88H230V89H227V90H229V92H230V90L232 89ZM241 88V87H240ZM0 89V90H1ZM21 89V88H20ZM28 89V88H27ZM75 89V90H74ZM102 89V90H103ZM158 90H159V88H157ZM156 89V90H157ZM164 89V92L165 91H168V90H165ZM200 89V88H199ZM199 89H197V91L199 92H201V93H205V92H203V86H202V89L201 90H199ZM220 89V88H219ZM218 89V90H219ZM226 89H224L223 90V88H221V90H223V92L226 90ZM234 89V90H235ZM6 90V89H5ZM22 90V89H21ZM39 89H37L36 88V90H34V92H37ZM93 90H96V88L95 89H93ZM128 90V89H127ZM138 90V89H137ZM212 90H211V92H212ZM233 90V91H234ZM12 91V90H11ZM18 91H19V88H18ZM17 91V93L18 94H16V95H20L19 94V92H21V91H19L18 92ZM27 91V90H26ZM26 91H24V93L23 94H25V92ZM31 91H32V89H31ZM105 91V90H104ZM135 91V90H134ZM141 91V90H140ZM140 91H137V92H140ZM143 91V90H142ZM142 91L140 92L141 94H142ZM144 91H143V94H147L148 92H149V90H147L148 92H146V93H144ZM163 91V90H162ZM208 91H210V89H208ZM14 92V91H13ZM14 92V93H15ZM28 92H29V90H28ZM106 92V91H105ZM104 92V93H105ZM152 92H151V90H150V93H148L149 95H146V96H148L147 98H148V101H146L145 99H146V96L144 97V99H142V100H145L146 101V105H148L147 103L149 102V100H150V104L151 105H153V106H155L154 105V103L153 102H157L158 103V101H160V100H158L157 98L156 99H154L155 101H153V99L152 98H154V97H152L153 95H152ZM157 92V91H156ZM156 92H154V94H157V96L159 95V93H160V91H159V93H156ZM169 92V91H168ZM199 92V93H200ZM226 92V91H225ZM224 92V93H225ZM27 93V92H26ZM43 93L41 94V95H43ZM80 93V92H79ZM83 92H81V94H82ZM96 93V92H95ZM162 93V92H161ZM160 93V95H162ZM167 92H165V93H163V95L161 96V97H164L165 96V94H166ZM198 93V95L200 96V95H203V94H199ZM206 93H208V92H206ZM206 93L204 94L205 96H206ZM224 93H222V94H224ZM233 93V92H232ZM22 94V95H23ZM28 94V93H27ZM27 94H25V96H27ZM30 94V93H29ZM28 94V95H29ZM32 94V93H31ZM30 94V95H31ZM35 94V93H34ZM38 95H39V93H37ZM102 94H103V92H102ZM226 94H227V92H226ZM226 94H224V95H222L223 97H225L226 96ZM12 95H14L13 93H12ZM29 95V96H30ZM90 95V96H89ZM96 95V94H95ZM95 95H94V97H95ZM160 95L158 96V97H160ZM167 95L169 96V94L167 93ZM166 95V96H167ZM228 96H231V94L229 95V93L227 94ZM10 96H11V98H10ZM29 96H27V97H29ZM97 97L99 96V98H102V97H100L101 96V94H98V95H96ZM102 96H104V98L106 97L105 96V94L104 95H102ZM107 96H109V94H107ZM155 96V95H154ZM156 96V97H157ZM19 97H21V96H19ZM27 97H26V99H27ZM31 98H33V96H30ZM35 98H37V96H34ZM113 97H112V100L111 101H113ZM142 97H143V95H142ZM141 97V98H142ZM160 97V98H161ZM227 97V96H226ZM233 97V96H232ZM232 97L229 99L228 97L226 98V99H229L228 101H229V103L227 104L226 102H228V101H226V99L224 100V103H226V105L224 104V106H227V105H232L233 104V102H231V99H232ZM35 98L34 99H30L31 101H35L36 102V100H41L42 98H39V96H38V99H36L35 100ZM43 98V99H44ZM96 98V97H95ZM94 98V99H95ZM167 98V97H166ZM166 98H164L165 100L164 101H166ZM198 98V97H197ZM199 98H201V99H203V97H199ZM21 99H22V97H21ZM29 99V98H28ZM93 99V100H94ZM108 99V98H107ZM168 99V98H167ZM187 100H188V98H186ZM206 99V98H205ZM224 99V98H223ZM222 99V100H223ZM262 99V98H261ZM7 100H8V98H7ZM30 100H29V102H30ZM108 100H110V99H108ZM115 100V101H116ZM138 100V99H137ZM139 100H140V97H139ZM138 100V101H139ZM158 100V101H157ZM163 100V99H162ZM160 101V102H162V105H161V109H159V108H157V107H159V103L157 104L156 102H155V104H157L158 106L157 107H155V109L157 108V109H159L160 111H162L163 109L162 108H167L168 109V107L166 106H164V107H162L163 106V104H165V103H163L164 101ZM182 100H184L185 102H187L186 100H185V98H183ZM197 100H200V99H197ZM204 100V99H203ZM203 100H201V102L203 103L204 101ZM233 100V99H232ZM19 101H20V99H19ZM22 101V100H21ZM97 101V100H96ZM100 101V100H99ZM99 101H97V102H99ZM123 101V100H122ZM121 101V102H122ZM134 101H135V98H134ZM137 101V102H138ZM144 101V102H145ZM207 102H208V100H206ZM17 102V101H16ZM24 102H26V100L24 101ZM23 102V103H24ZM27 102H28V100H27ZM38 102H40V101H38ZM46 102V101H45ZM45 102H43L44 103V107H46L45 106ZM93 102V101H92ZM91 101H90V104L92 103ZM110 102V101H109ZM109 102H107V104L109 103ZM137 102H134V103H137ZM143 102V103H144ZM167 102V101H166ZM199 102V101H198ZM197 102V103H198ZM200 102V103H201ZM223 102V101H222ZM232 104H231V103ZM22 103V102H21ZM21 103H20V105H21ZM23 103H22V105H23ZM34 103V102H33ZM85 103V104H86ZM130 103V102H129ZM131 103L132 104H134L133 102H132V99H131ZM201 103V105L199 106V107H201V106H203V104ZM205 103V102H204ZM6 104V105H5ZM9 104V103H8ZM17 104H19V102H17ZM27 104H25L26 105V107H27ZM37 103H35V106H33V108H31V109H34V107H36L37 105H36ZM110 104H113V103H110ZM117 104V106H119L120 105V102H119V105H118V103H116ZM126 104V103H125ZM124 104V105H125ZM132 104H129V107H131V108H134L137 112H135V113H138L139 111H138V108H139V106H140V108H142V105H144V104H138L137 103V106H138V108H137V106H136V104H134V107H132L131 105ZM149 104V105H150ZM167 104V103H166ZM208 103H205L204 104V107L203 108H205V110L203 109V108H198V107H196V111H200L198 114L199 115H201L202 113H201V111H205L206 113L208 112V109H209V111L211 110V111H213L212 110V108H209L208 107V109H206V107H205V105H207ZM223 104V103H222ZM40 105L42 106L43 104H41V102H40ZM92 105V104H91ZM114 105H115V103H114ZM122 106H120V107H123V102H122V104H121ZM146 105H145V107H144V109L146 110L147 108H146ZM150 105V106H151ZM215 105H217V104H215ZM39 106V105H38ZM116 105H115V107H112V108H108L109 109V113H110V117H111V120L112 119H114V120H121V119H123V113H124V115H125V112L126 111H128V110H125V112H123L124 110V108L122 109V108H120V107H117ZM127 106H128V104H126L125 105V108H127ZM136 106V107H135ZM152 106V107H153ZM197 106H198V104H197ZM208 106H210L209 104H208ZM212 106V105H211ZM210 106V107H211ZM223 106V107H224ZM10 107V106H9ZM8 107V108H9ZM10 107V108H11ZM22 107V106H21ZM21 107H19V108H21ZM26 107H24L23 106V108H24V110H25V108ZM43 107V106H42ZM43 107V108H44ZM55 107H57V106H55ZM55 107H53V108H55ZM59 107V106H58ZM92 107H94V105L92 106ZM101 106H99V108H100ZM129 107L127 108V109H129ZM151 107V108H152ZM213 107V106H212ZM232 107V106H231ZM231 107H229V108H231ZM234 107V109L235 108H237V107H235V106H233ZM232 107V108H233ZM18 108V107H17ZM43 108H42V110H43ZM46 108H48L49 109V107H46ZM45 108V109H46ZM51 108H52V106H51ZM96 108H94L95 109V112H96ZM102 108V107H101ZM100 108V109H101ZM150 108V107H149ZM151 108H150V110H151ZM214 108V107H213ZM228 107L227 108H224V110L225 111H227L228 112V110H230ZM232 108H231V110H232ZM240 108V107H239ZM238 108V110H239V112H241L240 110H241V108L239 109ZM4 109H5V111H4ZM16 109V108H15ZM38 110H39V107L37 108ZM58 108H56L55 110H57ZM94 109H93V112H94ZM122 109V110H121ZM143 109V108H142ZM153 109V108H152ZM167 109H164L165 111L164 112H166V110ZM197 109H199V110H197ZM202 109V110H201ZM226 109H228V110H226ZM233 109V111H238V110H234ZM244 109V108H243ZM26 110H27V108H26ZM38 110H36V108H35V111H33V110H31V111H33V112H38ZM49 110H51V109H49ZM52 110H54V109H52ZM52 110H51V112H52ZM81 110H83V109H81ZM80 110V111H81ZM150 110H148V111H150ZM154 110V109H153ZM8 111H10V110H7V112ZM22 111V110H21ZM44 111H46V110H44ZM48 111V110H47ZM108 111V110H107ZM144 111V110H143ZM147 111V110H146ZM147 111V112H148ZM155 111V110H154ZM154 111H150V112H154ZM158 111V110H157ZM157 111H155L156 113H157ZM168 111V110H167ZM214 111L215 112H217L215 109H214ZM232 111V112H233ZM243 111L244 110H242V114H243ZM263 111H264V107H263ZM36 112V113H37ZM41 112V110L39 111V113ZM49 112V111H48ZM98 112H100L101 114H99ZM131 112H132V110H131ZM131 112H129V113H131ZM133 112H134V110H133ZM147 112L145 113L144 112V114H147ZM150 112H148L149 114H150V116H149V118L151 117V113ZM154 112V117L156 116V113ZM215 112H214V115H215ZM222 112H224V111H222ZM227 112H224L225 114H227ZM229 112H231V111H229ZM229 112H228V114H227V117L228 116H230V117H233V113H230L231 115H229ZM9 114H10V112H8ZM50 113V112H49ZM78 113V112H77ZM81 114H82V112H80ZM79 113V114H80ZM128 113V114H129ZM134 113V114H135ZM143 113V112H142ZM160 113V112H159ZM159 113L157 114V116L159 117ZM205 113V114H206ZM213 113V112H212ZM211 113V114H212ZM260 113V112H259ZM264 112H262V114H263ZM32 114V113H31ZM35 114V113H34ZM41 114V113H40ZM39 114V115H40ZM51 114H53V113H50V115ZM126 114H127V112H126ZM133 114V113H132ZM131 114V115H132ZM134 114H133V116H134ZM153 114V113H152ZM163 115L164 113L163 112H161L160 113V115ZM167 114V113H166ZM210 113H209V115H211ZM225 114H223L224 116H225ZM261 114V113H260ZM21 115V116H20ZM30 115V114H29ZM39 115H37L36 114V117H38V119H39ZM43 115V114H42ZM140 116V114H137V116ZM162 115H161V117H162ZM165 115V114H164ZM164 115H163V117H164ZM207 115H208V113H207ZM207 115H205V117L207 118L208 116ZM213 115V114H212ZM211 115V116H212ZM222 115V116H223ZM237 115H238V113H237ZM240 115H241V113H240ZM26 115H24V117H25ZM79 116V115H78ZM78 116H76V117H78ZM128 116V115H127ZM138 116V117H139ZM148 116H147V118H148ZM198 118H199V116L198 115H196ZM202 116H204L203 114L201 115V117ZM263 116H264V114H263ZM31 117V116H30ZM29 116H28V118L30 119V122H31V119H32V117L30 118ZM35 117V116H34ZM80 117V116H79ZM104 119H103V118ZM110 117H108V118H110ZM130 117V116H129ZM141 117V116H140ZM145 117V116H144ZM154 117L152 116L149 120H150V125H153L154 123H158V122H156L157 121V119H158V117L156 118L155 117V119L156 120H154ZM167 117H168V115H167ZM201 117H200V119H201ZM210 117V116H209ZM227 117L225 116V118H223V119H225L224 121H227L226 119H227ZM234 117H235V114H234ZM233 117V118H234ZM239 117H241V116H239ZM108 118L106 119L107 121H111V120H108ZM131 118H135V117H131ZM130 118V119H131ZM142 118H143V116H142ZM160 118V117H159ZM166 118V117H165ZM198 118H197V120H198ZM212 117H210V119H211ZM214 118V117H213ZM43 119V118H42ZM77 119V118H76ZM124 119H127V123H129V122H131V123H133L132 122V120H134V119H132L131 121H130V119L128 118V117H126V118H124ZM129 119V120H128ZM170 118L168 117V120L167 119H165V120H167V121H169L170 122V120H169ZM204 119L205 118H203V121H204ZM208 119V118H207ZM207 119H205V122H206V120ZM232 119V118H231ZM231 119L228 117V121L226 122V124H219V130H220V134H219V130H218V128H217V125H216V128H217V130H218V133L216 134V132H215V130L216 129H211V127H212V125L214 124L213 123V120H211L212 122H211V124L212 125H210V130H211V132L213 131V132H215L214 134H213V136H222V138H224V137H226L227 138V141H229L230 139V137L231 138H233V141L232 140H230L227 144L228 145H230V150L231 151H235L234 153H235V155L237 156V153L236 152H242V151H244L243 149H244V146L242 145V140H243V138H244V136L245 135H249V139H253L254 137V135L252 134V128H253V126H251V128L250 129H245V126H244V128H242V129H245V130H243V131H240V129L238 130V131H240L239 133H235V130L237 131V127L234 129V127H233V125H232V128L234 129V132H230L231 130L230 129H232V128H229L230 127V125H231ZM254 119V118H253ZM258 119H261V118H258ZM23 120H26V118L25 119H23ZM41 120V119H40ZM39 120V121H40ZM101 120H103L102 122H101ZM105 120V121H106ZM113 120V121H114ZM149 120H148V123H149ZM202 120V119H201ZM200 120V122H202L203 123V121H201ZM230 120V121H229ZM233 120V119H232ZM28 121V120H27ZM34 121H37L38 122V120H36V118H35V120ZM106 121V122H107ZM122 121V120H121ZM124 121H126V120H124ZM151 121H152V123L153 124H151ZM159 121H160V119H159ZM162 121H163V119H162ZM167 121H166V123H167ZM249 121H251L250 120V118H249ZM253 121V120H252ZM259 121V120H258ZM263 121H264V118H263ZM19 122H20V124L21 125H19ZM24 123L23 125H22V123ZM26 122V121H25ZM30 122H28V124L30 125ZM33 122V121H32ZM36 122V124L38 125V123ZM41 122L42 121H40V124H41ZM168 122V123H169ZM200 122H198L197 121V123H198V126H200L199 128H200V130L201 129H203V127L201 126V125H204V123L203 124H200L199 125V123ZM223 122V121H222ZM228 122H230V124L228 123ZM254 122V121H253ZM48 123V124H47ZM117 123V122H116ZM123 123V122H122ZM126 123V124H127ZM131 123H129V124H131ZM147 123V124H148ZM159 123H161V122H159ZM158 123V124H159ZM165 123V122H164ZM163 123V124H164ZM210 123V122H209ZM223 123H225V122H223ZM259 123V122H258ZM26 124H27V122H26ZM36 124H34V125H36ZM40 124H39V126H40ZM43 124V123H42ZM41 124V125H42ZM98 124L96 125V126H98ZM124 124H125V122H124ZM157 124V125H158ZM162 124V123H161ZM162 124V127H164L165 128V126ZM206 124V123H205ZM229 124V125H228ZM248 124H249V122H248ZM248 124H246V125H248ZM250 124H254V123H250ZM28 125V126H29ZM33 124L31 125V127H30V129L32 128L33 129V127L32 126H34ZM37 125L34 127V129L37 127ZM43 125V126H44ZM166 125V124H165ZM168 125V124H167ZM166 125V126H167ZM207 125H208V123H207ZM225 125V126H224ZM239 125V124H238ZM261 125V124H260ZM28 126H26V128L28 127ZM154 126H155V124H154ZM205 126V125H204ZM209 126V125H208ZM208 126H206V129L208 130ZM220 126H223L221 129H220ZM241 126V125H240ZM248 126H250V125H248ZM248 126H246V128L248 127ZM93 127H95V129L93 128ZM102 127H100L101 129H102ZM150 127V126H149ZM262 127H264V126H262ZM38 128V127H37ZM40 128V127H39ZM151 128V127H150ZM158 128H161V126L159 125V127ZM214 128H215V126H214ZM241 128V127H240ZM29 129V130H30ZM99 129V128H98ZM205 129V128H204ZM233 129H232V131H233ZM241 129V130H242ZM37 130L38 129H35V132L37 133ZM161 130V129H160ZM207 130H206V132H207ZM210 130H208L209 132H207L208 134L210 133ZM253 130H255V129H253ZM32 133L30 134V135H33V131L32 130H30ZM73 131V132H72ZM91 131H93V133L91 132ZM107 131H109V130H107ZM107 131H105L103 134L104 135H106V132ZM164 131H165V129H164ZM237 131V132H238ZM43 132V131H42ZM41 132V133H42ZM163 132V131H162ZM199 132V131H198ZM206 132H204V133H202L201 134V132H200V136L202 135V136H204L205 135V133ZM212 132V133H213ZM30 133V132H29ZM41 133H39L38 132V134L40 135ZM44 133H42V134H44ZM48 133V134H47ZM110 133V131L109 132H107V134H109ZM177 133H178V131H177ZM176 133V134H177ZM181 132H179V134H180ZM206 133V134H207ZM230 133L231 134H233L232 136H230ZM236 135H235V134ZM83 134V133H82ZM82 134H81V136H82ZM111 134H113V132L112 133H110V135ZM115 134V133H114ZM113 134V135H114ZM179 134L177 135L178 137H179ZM207 134V135H208ZM219 134V135H218ZM254 134H256V133H254ZM27 135V134H26ZM35 135V134H34ZM33 135V136H34ZM37 135V134H36ZM36 135H35V139H37L36 138ZM74 135H75V133H74ZM127 135V134H126ZM175 135V134H174ZM182 135V134H181ZM180 135V136H181ZM184 135V134H183ZM235 135V136H234ZM261 135H263V134H261ZM28 136V135H27ZM32 136V137H33ZM42 136V135H41ZM85 136V135H84ZM83 136V137H84ZM176 136V135H175ZM199 136V135H198ZM200 136H199V138H200ZM209 136H210V138H211V136H212V134L210 135L209 134ZM220 136L217 138L218 139V141H219V138H220ZM224 136V137H223ZM29 137V136H28ZM31 137V136H30ZM30 137L28 138V139H30ZM40 137V136H39ZM38 137V138H39ZM184 137V136H183ZM262 137V136H261ZM34 138V137H33ZM32 138V139H33ZM41 138V137H40ZM73 138H75V136L73 137ZM72 138V139H73ZM118 138V137H117ZM117 138H115V139H117ZM175 138V140H176V137H174ZM226 138H224V139H222V141L224 140V141H226L225 139ZM247 138V139H248ZM255 138H256V135H255ZM35 139L33 140V141H35ZM42 139H43V137H42ZM42 139H41V141H42ZM48 139V138H47ZM71 139V140H72ZM77 139H78V137H77ZM81 138H79V140H80ZM86 139V138H85ZM113 139V138H112ZM179 139V138H178ZM180 139H182V136L180 137ZM179 139V140H180ZM211 139H213V138H211ZM217 139H214L213 141H216ZM259 140H260V138H258ZM68 140H69V138H68ZM70 140V141H71ZM74 140V139H73ZM82 140V139H81ZM87 140V141H88ZM111 140V139H110ZM172 140H174V139H172L171 138V143H172ZM179 140L177 141V142H179ZM75 141V144L76 143H79L78 142V140L76 141V140H74ZM86 141V142H87ZM94 141V142H95ZM181 141V140H180ZM183 141V140H182ZM181 141V142H182ZM184 141L186 142V140L184 139ZM183 141V142H184ZM192 141H196V140H192ZM199 141V140H198ZM209 141L210 140H208V143H209ZM213 141H212V144H211V141H210V147L212 146V145H214L215 144V142L213 143ZM218 141H216V142H218ZM220 141H221V139H220ZM220 141H219V144L218 143H216L217 145H219L220 146ZM232 141V144L230 143ZM249 141V140H248ZM248 141H246V142H248ZM251 141V140H250ZM254 142L256 141V140H253ZM258 141V140H257ZM31 143H32V141H30ZM29 142V143H30ZM39 142V139L37 140V143ZM115 142H117V141H115ZM169 143H170V141H168ZM176 142V143H177ZM181 142H179L178 144H179V146H180V144H181V148L180 147H178V149H181L182 150V143ZM185 142H184V144H185ZM263 143H264V141H262ZM36 143V144H37ZM40 144H41V142H39ZM38 143V144H39ZM72 143H74V142H72ZM79 143V144H80ZM174 143V142H173ZM172 143V144H173ZM189 143H191V141L189 142ZM198 142L196 141V143L195 144H197ZM201 143V142H200ZM230 143V144H229ZM251 144H252V141L250 142ZM262 143V144H263ZM33 144V143H32ZM35 144V143H34ZM33 144V145H34ZM35 144V145H36ZM86 144V143H85ZM177 144V145H178ZM184 144H183V146H184ZM187 144V146L189 147V145L190 144H188V143H186ZM185 144V145H186ZM191 144H193V143H191ZM209 144H208V146H209ZM215 144V145H216ZM222 144H225L224 142H222ZM31 145V144H30ZM33 145H31L30 147H32ZM171 145V144H170ZM170 145H169V147H170ZM194 145V144H193ZM192 145V146H193ZM201 145V144H200ZM204 145V142H203V144L201 145V146H203ZM231 145H232V147H233V150L231 149ZM246 145V144H245ZM254 145V144H253ZM264 145V144H263ZM17 146H19V148L17 149L16 147ZM70 146V147H69ZM73 146H75V145H73ZM146 146V145H145ZM171 146H173V145H171ZM191 146V147H192ZM199 146V144L197 145V147ZM201 146H199V148H200V151H198L199 149H197V147L196 146H193V147H196V149H197V152H201L202 150H203V147H202V150H201ZM223 145H221V147H222ZM247 146V145H246ZM255 146L257 147V145L255 144ZM42 146L40 147L41 149L43 148ZM177 147V146H176ZM187 147V148H188ZM214 146H212L210 149H212ZM221 147L219 148L220 149V151L222 150H224L223 152H221L222 154H219L218 152H220V151H218V149H217V147L215 146L212 150H211V152L210 153H212V151L215 149V151L217 152H215L217 155L219 154L220 156L219 157H221L220 159H219V157H216V156H214L215 155V153H214V151H213V153L210 155V157L213 155L215 158L213 159V157L212 158H210L208 155H207V153H206V157L204 158V155H202V153L205 151V152H207L206 150H204V151H202L201 152V154H200V156L202 157L203 156V158L205 159V160H207V161H209V159H207V156L210 158V159H213V160H215L216 161V159L218 158L219 160H220V162L217 160L216 162L215 161H213L212 160V165L214 164V162H215V165L214 166H218L217 167V169L214 167V169H215V173L219 176V174H221V171L220 170H223V174H224V171H226V172H229L230 170H231V168H232V172H233V170H234V168H233V166H231L233 163H235V160H236V156H234L233 154H231V153H228V151L226 150V152H225V149H221ZM226 147V146H225ZM254 148V151H255V153L257 152V148ZM109 148V149H108ZM172 148H175V147H172ZM186 148V147H185ZM208 148V147H207ZM207 148H205V146H204V149H207ZM224 148V147H223ZM79 149V150H80ZM226 149H227V147H226ZM228 149H229V146H228ZM38 150V149H37ZM173 150V149H172ZM176 150V151H175ZM181 150H179L180 152H178L177 151V149L175 148L174 149V151L175 152H177L178 153V155H179V157H180V159H182V157H183V155L182 154H184V152L182 153V151ZM208 150V149H207ZM229 150V151H230ZM33 151H34V153H33ZM38 151V152H39ZM137 151V150H136ZM174 151H172V153H174L175 155H176V153L174 152ZM210 151V150H209ZM134 152H135V150H134ZM138 152V151H137ZM136 152V153H137ZM147 152H149L150 154H147ZM197 152H196V155L197 156H199L198 154H197ZM204 152V153H205ZM77 153H79V151L77 152ZM132 154V155H131ZM152 154V155H151ZM180 154L182 155V156H180ZM254 154V153H253ZM257 154V153H256ZM151 155V156H150ZM174 156V155H173ZM172 156V157H173ZM184 156H186V155H184ZM255 156H257V155H255L254 154V158H255ZM130 157V158H131ZM156 157H158V156H156ZM175 157V156H174ZM200 157V158H201ZM238 157V156H237ZM92 158V159H91ZM199 158V159H200ZM91 159V160H90ZM131 159V160H132ZM175 159V158H174ZM176 159H177V155H176ZM175 159V160H176ZM179 159V158H178ZM179 159V160H180ZM195 158H193V160H194ZM198 159V161H196L197 162V165H198V162H199V165L198 166H200V163L201 164H203L204 162H203V160L204 159H202L201 161L203 162H201L200 160ZM79 160V159H78ZM135 160L136 159H134V163H133V166L135 165V164H137V163H135ZM174 160V161H175ZM188 160H191V159H188ZM188 160L186 159V162H188ZM195 160H197V159H195ZM194 160V161H195ZM57 161V162H56ZM152 161H153V159H152ZM150 162V163H153V162H157L156 160L155 161H153V162ZM158 161H159V158H158ZM176 161H178V160H176ZM175 161V162H176ZM180 161H182V160H180ZM180 161H178L179 162V164H182V163H185V161H184V157H183V162L182 163H180ZM192 161V160H191ZM68 162H69V160H68ZM125 162V163H124ZM210 163H211V160L209 161ZM93 163V162H92ZM94 163V164H95ZM150 163H148V164H150ZM177 163V162H176ZM193 163H195V162H193ZM207 163V162H206ZM210 163H207V164H210ZM138 164H137V166H138ZM147 164V165H148ZM153 164H155V163H153ZM152 164V165H153ZM190 164H191V162H189V164H188V168L186 167V168H184V169H186L185 171H187V169H189L190 167V169L191 170H196L197 168H198V166H196V165H194L195 167H197V168H195V167H193V166H190ZM196 164V163H195ZM205 164V163H204ZM204 164L203 165H201L202 167L204 166ZM206 164V165H207ZM61 165V164H60ZM69 165V164H68ZM67 165V166H68ZM90 165H88V166H90ZM95 165V166H96ZM143 165V166H144ZM186 165V164H185ZM185 165H183V166H185ZM205 165V166H206ZM253 165H255V164H253ZM59 166V167H58ZM139 166V167H140ZM187 166V165H186ZM208 166H210V165H208ZM231 166V167H230ZM27 167V168H26ZM69 167V166H68ZM146 167V166H145ZM192 167L194 168V169H192ZM57 168V169H56ZM81 168V167H80ZM136 168V165L134 166V168L133 169H135ZM140 168H142V167H140ZM140 168H139V171H140ZM201 168V167H200ZM200 168H198V169H200ZM209 170L210 171V168L208 169L207 167H204V170ZM211 168H212V166H211ZM222 168V169H221ZM230 168V170H228ZM238 168H239V166H238ZM237 168V169H238ZM254 168V169H253ZM25 169H28L30 172H31V174H32V179H33V175L35 176V178L33 179V180H31L30 179V177H29V179H30V181H32L31 183H30V181L28 182L27 181V183H26V181H25V177L26 176H28V175H30V174H27V172L25 171ZM86 169V170H87ZM143 169L144 168H142V170L141 171H143ZM203 169V168H202ZM213 169V168H212ZM213 169V170H214ZM242 169V168H241ZM252 171H251V173L250 172H248L249 170H251L250 168L249 169H247L246 171H247V173L246 174H243L244 172H245V169H244V171H243V175H242V179H241V181L240 182H242V180H244V184H243V182L241 183L242 185L241 186H239L240 185V183H239V185H238V187H237V184H238V179L237 180H235L236 178H238L237 176H236V178H235V176L233 175V177L235 178V179H233V177H232V175L230 174L229 175V177H231L232 179L231 180H234L235 181V183H236V181H237V184L235 185V183L233 184L234 186H236L237 187V189H234L235 187H230V183H228L229 184V187L227 186V187H224V185H225V182L223 181L222 182V180L224 179H226V183H227V181L229 182L230 180H227V179H229V177L227 176V178L225 177V178H223L222 179V176L220 175L219 177L218 176H215V173L213 172L212 173V171H211V173L213 174V176H215V177H213L214 179H216L217 178V183H216V181H214L217 185H216V188L214 189V191L212 192V197H211V199H210V201H211V209H210V212H208L207 214H206V217L208 218V220H210V222H211V224H212V230L211 231H213V239H212V241H213V264H239V261H241L240 259L242 258L243 259V261L241 262V264H264V221L262 220V216H264L261 212L262 211H264V180H263V173H264V163L261 165V167L259 168V167H257L256 165H255V167H252ZM81 170V169H80ZM101 170V169H100ZM236 170V169H235ZM235 170H234V174L236 173V172H238L239 171V169H238V171H236L235 172ZM132 171V170H131ZM196 171H198V170H196ZM195 171V173L197 174H199V172H196ZM220 171V172H219ZM30 172H28V173H30ZM189 172H190V170H189ZM200 172H201V170H200ZM231 172V171H230ZM263 172V173H262ZM201 173H204L203 171L201 172ZM238 174V173H237ZM240 174V173H239ZM26 175V176H25ZM200 175V174H199ZM198 175V176H199ZM202 175V174H201ZM204 175V174H203ZM226 174H224V176H225ZM236 175V174H235ZM240 175V176H241ZM212 176V175H211ZM239 176V175H238ZM68 177V175L66 176V178ZM200 177V176H199ZM203 176H201L200 178H202ZM221 177V178H220ZM28 178V177H27ZM80 178H78V180L80 179ZM198 178V177H197ZM200 178H198L199 180H200ZM27 180V179H26ZM117 180V179H116ZM151 181V182H150ZM195 181H198V180H195ZM201 181H203V179L201 180ZM199 182L198 181V183H200V185H201V183H203V182ZM234 181H232V182H234ZM232 182H231V184H232ZM157 183H158V181H157ZM224 183V184H223ZM154 184V183H153ZM159 184V183H158ZM161 184V183H160ZM159 184V185H160ZM163 184H164V182H163ZM196 185H198L197 184V182L195 183ZM228 184H226V185H228ZM158 185V186H159ZM162 185V184H161ZM41 186H43L44 188L43 189H45V188H51L50 190V194H49V192H48V194L46 193L47 191V189H45V193H46V195H42L41 194V192H42V190H41V192L39 193V195L41 194L42 196H44L45 197V199H42L41 198V195H40V197H38L39 195H36V190L37 189H39ZM46 186V187H45ZM154 186H156L157 187V184L156 185H154ZM153 186V187H154ZM203 186V185H202ZM161 187V186H160ZM197 187V186H196ZM199 187V188H198ZM197 187V189H200V187L201 186H198ZM37 188V189H36ZM202 188V187H201ZM36 189V190H35ZM33 190H35V192H33ZM39 190V191H40ZM202 190V189H201ZM262 190V191H261ZM152 191H153V189H152ZM184 191H182V193H183ZM187 192H190V191H187ZM197 192H199V190L197 191ZM262 192V193H261ZM10 193H12V195L10 194ZM191 193V192H190ZM190 193H188V195H190V196H192ZM200 193V192H199ZM37 194H38V192H37ZM71 194V195H70ZM85 194H87V195H85ZM116 194V193H115ZM187 194V193H186ZM237 195V197H238V199L237 198H235V196ZM123 195V194H122ZM152 195H153V193H152ZM151 195V197H153ZM184 195H185V193H184ZM188 195H185V196H188ZM5 196V195H4ZM124 196V195H123ZM122 196V197H123ZM126 196H127V194H126ZM60 197V205H61V208H60V210L58 209V213H57V216H56V219H55V217H54V209H55V206H56V203H57V201L59 200L58 198ZM70 197V198H69ZM122 197H120L121 199H122ZM156 197H158L157 195H156ZM193 197V196H192ZM195 197V196H194ZM3 198H5V197H3ZM78 198V199H79ZM119 198V199H120ZM147 198V199H146ZM188 198H189V196H188ZM236 199V201H235V199ZM38 199V200H37ZM58 199V200H57ZM81 199H79L80 201H84L83 199L81 200ZM106 199V198H105ZM105 199H104V201H105ZM119 199H118V202H119ZM146 199V200H145ZM186 199H187V197H186ZM189 199H191V197L189 198ZM193 199V198H192ZM3 200V199H2ZM233 200L236 202V204H235V206H238L239 205V207H240V209H239V207L238 208H236V207H233L234 205L232 204L233 203ZM104 201L102 202V203H104ZM121 201V200H120ZM2 202V201H1ZM38 202V203H37ZM106 202H107V200H106ZM152 202V201H151ZM106 204V203H105ZM105 204L103 205L102 204V206H101V208H100V213H104L105 214V212H106V208H107V204H106V207H105ZM145 204V203H144ZM162 204V203H161ZM3 205V204H2ZM140 205H142V204H140ZM146 205V204H145ZM145 205H143V206H145ZM151 205V206H150ZM171 205V206H170ZM57 207V206H56ZM142 207V206H141ZM141 207H140V210H141ZM155 209V211H154V209ZM235 208L236 209H238V213H236V210H235ZM241 209H242V211H241ZM247 209V212L249 213V214H251L250 216H249V214H247V212H245L246 214H247V216L248 217H246V218H244L245 216H246V214L243 216V214L242 213H244V211ZM164 210H166V211H164ZM171 210V209H170ZM240 210V211H239ZM153 211V213H151ZM239 212H241V214L239 213ZM99 213V214H100ZM264 213V212H263ZM140 214V213H139ZM170 214V213H169ZM239 214V215H238ZM103 215V214H102ZM107 215V214H106ZM109 215H111V214H109ZM166 215V216H165ZM243 216V217H242ZM172 217V216H171ZM201 217H202V215H201ZM200 217V218H201ZM203 217H204V214H203ZM256 217V218H255ZM103 218H105V216L103 217ZM199 218V219H200ZM207 218H202L201 219V221L203 220V219H206L207 220ZM248 218V219H247ZM89 219V218H88ZM172 219V218H171ZM101 221V222H100ZM172 221V220H171ZM205 221V220H204ZM203 222V221H202ZM201 222V223H202ZM163 223V224H162ZM171 223V224H170ZM199 223H200V221H199ZM198 223V224H199ZM104 224V223H103ZM102 224V225H103ZM162 224V225H161ZM197 224V225H198ZM139 225H141V227H143V228H150L151 229V231H152V233L153 234H151L152 235V238H153V243L152 244H154V246H155V249L153 248V246H152V244H150L152 241H150V243H149V241H147V243H148V246H149V244L151 245V246H149L148 248H144L145 250L147 249L148 250V252H144L143 251V249H142V251H143V253H142V251L140 250V251H138V249H139V247H141V248H143V247H146L145 246V242L146 241H144L150 234H148V232H147V237H145V239L144 240H142V242H143V245H141L140 246V244H139V246H138V244H137V242H140L139 240H137L139 237H141L140 235H142L143 233L141 232V230H140V232L142 233H138L139 235H137V226H139ZM158 225H160V226H158ZM172 225V226H171ZM202 225V224H201ZM199 226H200V224H199ZM103 227V226H102ZM140 227V226H139ZM138 227V228H139ZM173 227V228H172ZM196 227V226H195ZM198 227V226H197ZM197 227L196 228H194L193 230H196L197 229ZM63 228V229H62ZM142 228V229H143ZM175 228V230H173ZM200 229L202 228V227H199ZM198 228V229H199ZM239 228V232H238V229ZM90 229V228H89ZM141 229V228H140ZM204 229V228H203ZM203 229H202V231H203ZM61 230H63V232L61 231ZM139 230V229H138ZM144 230V229H143ZM146 230V229H145ZM103 231H105V230H103ZM147 231V230H146ZM200 231V230H199ZM194 232V231H193ZM197 232H198V230H197ZM195 233H196V231H195ZM203 233V232H202ZM199 234V233H198ZM200 234H201V232H200ZM199 234V235H200ZM205 234V233H204ZM212 234V233H211ZM119 235V234H118ZM144 235L146 236V233L144 232ZM143 235V236H144ZM193 236H195V235H193ZM198 236V235H197ZM212 236V235H211ZM185 237V238H186ZM200 237H203V234H202V236H200ZM206 237V236H205ZM205 237H203V239L205 238ZM147 239H151L150 238V236H149V238H147ZM195 239L197 240V243H198V240L199 239H197V237L195 236ZM194 239V240H195ZM200 239H202V238H200ZM152 240V239H151ZM89 241V242H88ZM137 241V242H136ZM201 241H204V240H201ZM201 241H200V244H201ZM193 242V241H192ZM195 242V241H194ZM89 243V244H88ZM141 243V242H140ZM205 243V242H204ZM142 244V243H141ZM203 244V243H202ZM92 247V249L94 250L93 252H94V254H92L91 252H90V246ZM138 247H137V246ZM198 244H196V246H197ZM137 247V249H136V247ZM198 246H200V245H198ZM133 247H135V249L133 248ZM150 247H152L154 250L152 251V248H150ZM195 246H193V248H194ZM201 247H202V245H201ZM133 248V249H132ZM192 248V251L191 252H193L194 251V249ZM151 249V252L149 251ZM195 249H197V248H195ZM10 250V251H9ZM130 250V251H129ZM146 250V251H147ZM198 250H199V248H198ZM197 250V251H198ZM201 250V249H200ZM137 251H138V253L139 254H137ZM196 251V250H195ZM196 251V252H197ZM89 252H90V254L91 255H89ZM126 252V253H127ZM130 252V253H129ZM160 252H162V251H160ZM204 253V250L203 251H201V253ZM78 253V254H79ZM200 253V254H201ZM191 255H192V253H190ZM194 254V253H193ZM198 254V253H197ZM73 255V254H72ZM92 255H94V257L92 256ZM74 256H75V254H74ZM92 256V257H91ZM193 256V255H192ZM195 256H196V254H195ZM196 258V257H195ZM194 258V259H195ZM79 259V260H78ZM116 259V258H115ZM117 259H119V258H117ZM116 259V260H117ZM191 259H193V257L191 258ZM193 259V260H194ZM202 259H203V257H202ZM93 260V261H92ZM120 260V259H119ZM136 261V263H134L135 261ZM192 260V261H193ZM76 261V260H75ZM95 261V262H94ZM115 261V260H114ZM118 261V260H117ZM197 261H198V259H197ZM200 261H202L201 259H200ZM80 263H78V264H80ZM97 263V262H96ZM114 263V262H113ZM120 263H121V261H120ZM119 263V264H120ZM115 264V263H114ZM117 264H118V262H117ZM122 264V263H121Z\"/></svg>",
  "mask_w": 264,
  "mask_h": 264
}]
</instances>
